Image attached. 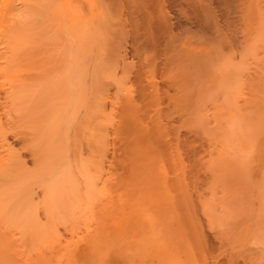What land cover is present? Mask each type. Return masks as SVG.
Listing matches in <instances>:
<instances>
[{"label":"bare ground","instance_id":"1","mask_svg":"<svg viewBox=\"0 0 264 264\" xmlns=\"http://www.w3.org/2000/svg\"><path fill=\"white\" fill-rule=\"evenodd\" d=\"M125 1H126V3H125ZM253 1L254 0H252V1H250V3L252 2V4L254 5V3H253ZM130 2V3H129ZM247 2V1H246ZM245 2V0H244V2L242 3V7L244 6L245 7V5H248V4H245L246 3ZM256 2H258L257 0L255 1V4H256ZM131 3H132V10H131V12H129V10L131 9L130 7H131ZM232 3H234V2H232ZM232 3H230V2H227V0H129V1H127V0H0V175H2V176H0L1 177V179H0V183H1V180H4L3 178L5 177V179H6V176H5V174H7L9 171H10V168L12 169V167L14 166L17 170H18V167H16V165L18 164L17 162L21 159V157H23L24 158V156L25 155H23L22 154V152H21V154L23 155V156H21L20 155V153H19V147L22 149L23 148V145L21 146V145H19L20 143H19V140L21 139L22 140V143L25 145V146H27V149H28V151L26 150V153H29V155H30V157H31V161H30V163H31V165L33 164V167L35 166V167H37L39 164L38 163H41V162H43V161H47V164L49 163L48 162V160L50 161V159L48 158V157H51V159H52V157H54V155H56V153H58V151L61 149V151H59L60 153L61 152H63V150H64V148H62L63 146H65V144H63L65 141L62 139H60V137H58V135L60 134V133H62L61 131L62 130H60L59 128H62L61 126H63V125H61V117H60V112H59V110H61V107L63 108L65 105L64 104H66V103H64L65 101L64 100H66V95H65V97H64V95H62L63 93L64 94H67L70 90H68V89H72L71 87V84H72V81H73V83H75V86L78 84H80L79 86L80 87H78V86H76L78 89H81L82 87H81V84L83 85V86H85L82 90H85L86 88H87V90H86V93H85V91L83 92V94L85 95V99H89V96H88V98H86V94L87 93H89V94H91V92L93 91H91L90 92V90L91 89H88V85H84L83 83H85V81L87 82V79H88V75H89V73H91V75H92V77H93V80H95L96 82H97V84L95 85V93H97V94H99L98 96H97V94L96 95H93V96H95L96 97V99H95V101H96V103L95 104H97L98 103V105L100 104V106H98V105H95V106H98V107H100V108H98V107H95L93 104V107H95V109L92 107V111H90L91 112V114H94V110H95V112H97V113H95L96 115H98L99 117L101 116V121H99L100 123L97 125V126H95L94 127V129H95V132H93L92 130V128H93V122H92V120H91V122H92V125H90L89 126V121H88V123H87V126L88 127H92V128H90V132H93V133H91L92 135H88V136H90L91 137V139L92 138H95V142H93L94 143V146L91 148V149H89L88 151L89 152H91V151H93V153L91 154L90 153V156L92 157V160L93 161H91V162H89V160L90 159H88V157H86V155H89L88 153V151L86 150V145L88 144H84V143H82V144H84L85 145V147L86 148H84V147H82V145L80 144V142H81V140L83 139V138H81V137H79V135H77V136H75V135H73V136H75V137H77V138H79V140H80V142H79V144L81 145V148L80 149H78L79 150V152H80V150L82 151V149L83 150H85V151H87L86 153H84V152H82V153H84V154H86L85 155V157L82 155V157H81V152L79 153V156H80V160L78 161L79 163H80V170H77V169H79V166L77 165V164H75V159H73L74 161H71V159H70V162H72V163H74V167H75V165H76V167L75 168H77L76 170H77V172H78V174H80V177L83 179H81V180H76V178H75V174H73L75 171H74V169H71V168H73L72 167V163L71 164H69V166H67V168L68 169H66V170H64V164H63V167H62V165H60V168L59 169H57V171H54L55 172V174L58 176V175H60L61 176V174H60V172H59V174L58 173H56V172H58V170L60 171H63V172H65V173H63L62 172V174H66L65 176L63 175V176H61V178H60V176H58L59 177V181H58V178H57V180H55L54 179V177H55V174H54V172L52 171V173L54 174V177H53V181H57V183H54V182H52V183H54L53 185H51L50 183H51V177H49V179L46 177V175H48V172H50L51 170H52V166H53V164L55 163V161H53V159H52V164H50V166H49V164H48V167H47V170L49 169L50 170V168H51V170L49 171H47V173H46V168L44 167V169H45V173L46 174H44V176L47 178V183H48V185L50 184L51 186H50V188H49V186L48 187H44L43 185H45V184H47L46 182H44V183H42V182H39V183H37L38 181H37V178H36V182L35 183H37V184H39V185H37V184H33V182L35 181H33L32 183H30V184H32V186H34V188H36L35 186H39V188H40V186L42 185V187H41V189H42V191H43V193H42V191H40V190H38L37 189V191H40L41 193H42V196H44V197H46L47 198V196L49 197V198H47V199H50V201H53V202H55V198L57 197V195L59 194V195H61V192H64V191H62L63 189L65 190V194L67 195V197L66 198H69L70 197V195H69V197H68V192L67 191H69L70 190V192L71 193H73V195H75V192H77V194H78V189H80V187H79V182L81 181V183L82 184H84V186L82 187L83 189H80V191H82V190H84L83 191V193L81 192V198H84V201H85V203L84 204H86V202L87 201H89V198H92V196L94 195L93 193V191L96 189V186L98 185L97 184V182L98 183H100V185H101V187H99V186H97V189H98V187H99V191L96 189V191H98V195L100 196L101 194V196L102 197H105V196H107V195H105V192L107 191L106 189H105V187L107 186L108 187V185L110 186L111 184H109V183H111L110 182V178H112L113 176H112V174H111V176H110V174H105V171L103 170V168L102 167H104V169H106L105 168V166H103V164H105V162L107 161H109L110 163V165L107 167V168H109L110 166H112V165H114L113 163H111V161L112 160H114L113 162H115L116 163V160L117 159H121V160H118V163L120 164V162L123 160L122 158L125 156L126 157V155L128 156V158H132V159H128L129 160V164L130 165H128L127 167L128 168H130V166H131V164L132 165H134L131 161H133V160H136L137 159V161H139V157L141 156V154H137V155H135V153H133V152H135L136 150H137V147H138V149L140 148V146L138 145L140 142V144L142 145H144V146H147V148H149V147H151L152 145H155L156 143V140H157V144L158 145H156L155 147H157L158 148V150H154L155 152H156V155L158 154L159 155V159L158 160H160V159H164L165 157L164 156H166V154L167 153H169V151L171 150V149H169L168 150V148L166 149V142H165V144H164V142H163V144L165 145V149H164V147L163 146H160L161 144H162V141H164V140H162V139H164V138H162L164 135H162V133L163 132H165V128L166 127H169V128H171L170 130H168V132H170L171 130H172V134H174L176 137H177V142H176V140L174 141V142H176V144L175 143H173V147H175V148H173V147H171V148H173L174 150H172L173 151V153L175 152V155H176V158H177V160L175 159V157L174 158H172V159H169V158H171L170 157V155H171V153H172V151H170L171 153H169L170 155L168 156V154H167V156L169 157H166V158H168L170 161H174L173 163L172 162H168L167 161V159H164V161H166V163L168 162L169 164H174V168H173V165L171 164L170 166L173 168L172 169V171H170V172H173L175 169H176V171L172 174V173H169V174H172V175H175V177H176V179H174V180H178L177 179V176L178 175H183V174H188V173H186L187 171H188V166L186 165V164H189V162L191 161V160H194L193 161V164H192V166H191V162H190V165L189 166H191L192 168L194 167L193 165H197L198 166V164L200 165V166H198V168H197V166H195V168L196 169H199L200 171L202 170V169H204L205 171H206V173H204V174H206V177L205 178H207L208 179V181H207V184H205V185H208L209 184V186H210V188H212V190H213V188H215L214 189V191H212L211 190V194L213 193L214 194V192H216L215 194H220V193H222L223 195H221L222 197H220L221 199H224V201H225V203L222 205V207H224L225 208V206H227L225 209V212H224V210L223 211H221V212H223L222 214H224V215H222L221 213H219V214H216L215 215V217H217V218H221L220 220H217V218L216 219H212L211 220V222L213 223V224H215L216 222H214V221H217V223H219L218 221H220V223L219 224H217L218 226L217 227H220L219 228V230H218V232H219V235L217 236L216 234V237L218 238L219 237V242H221V241H223V242H225V240L226 241H228V239L227 238H230V239H232V236H234V237H238V240L235 238L234 240H236V242L238 241V244L239 245H237L236 244V242L235 243H231V245L232 246H230L231 248H229V245H228V248H227V250L225 249V251H229V249H232L231 251H233L232 253H231V251H229L230 252V254L227 256L225 253H223V255L225 254L226 256H227V258L229 259L227 262L229 263V264H241L242 262V264H257V263H260V262H262V263H260V264H264L263 263V261H258L257 259H260L261 260V258H263V255L261 256V257H259L258 258V256H256L255 255V258L251 255V254H249V255H245L244 254V256H243V258H242V256L241 257H239V255L240 254H238V255H236L234 252H236V246H238V247H242V249L245 247V246H247V243H246V245L243 247V241L241 240L242 239V236H241V234H243V232H244V237H245V240L247 241L248 239H246V238H249V240L248 241H250L251 242V240L250 239H252V238H255V234L253 233L254 232V229H255V232H257V234L260 232L259 231V228L257 227V222L259 221V220H257L258 219V217H259V215H260V212H261V210L264 212V209H263V207H262V200H263V198H264V134H262V136L260 135L261 133H264V132H262V131H264V126H263V128L262 127H260V128H256V127H254V122H253V124H251V122L250 123H248L247 125L246 124H243L244 122L242 121V119H246V121H245V123H247V121H249V120H251V119H253V117L251 118V119H248V117L249 116H247L248 115V112L247 113H245L246 112V109L247 108H245V109H243L242 110V112L243 113H245L244 114V118H242V114H241V116H240V118H239V116H238V114H240V113H237V114H234V113H232L233 114V116H232V114L230 115H224L223 113L226 111H228V109L226 108V105H225V101L224 100H226V98L223 100L224 102V105H225V108H224V106H223V103H222V101H216V100H218L217 99V97H216V100L215 99H213V100H215L216 101V106L215 107H217L218 105H217V102H220L219 103V105H221V107L222 108H224V109H227V110H224V112L222 113L221 112V114H220V112H215V114L212 112V114H211V116H213V117H210V118H214V119H212V121H211V119H209V116L210 115H206V114H204L203 113V115H202V113H201V106H200V109H198L197 108V105H192L193 107H194V109L192 110H189L190 108H193L191 105V107L189 106V103H193V102H196L197 101V99L196 98H198L199 97V99H198V101L196 102V103H200L201 101H202V99H203V89L204 88H207L208 89V87H207V85H208V82H209V80L211 79H206V80H204V76H205V74L207 75V74H212L213 76H214V80L217 82V86H220V81H221V79H219L220 77H219V75L221 74H219V75H216L214 72H219L218 71V69L222 66L223 67V65L225 64H220V59H221V57L223 56V54H224V52L226 51L225 49L226 48H230L231 46L233 47V45L237 42V41H233L234 39H233V35L231 36V34L229 35V31L228 30H230L229 28H230V25L232 24V22L229 24V19H228V21H227V19H226V14H227V12L230 10L229 9V6L231 7V5L230 4H232ZM236 3V2H235ZM234 3V4H235ZM261 3V2H260ZM127 5V6H125V5ZM128 4H130V6H128ZM215 4L217 5L216 7H215ZM223 5L224 6V8L222 7V6H220V5ZM214 5V6H213ZM233 5V4H232ZM239 5V4H238ZM124 6L127 8V12L129 13V15H128V13L127 12H125V13H127V14H125L124 12H123V8H124ZM122 7V8H121ZM233 7H234V5H233ZM236 7H238L237 6V4H236ZM236 7H234L235 8V10H236ZM239 7H241V5H239ZM242 7H241V9H242ZM244 7H243V12L244 13H241L242 14V16H241V14L240 15H238L237 13H236V15L238 16V18L241 16L242 18L244 17V19H246V21H247V24H245V30L246 31H242L240 34L242 35V39L241 40H238L239 38H237L236 40H238V43H236L237 45V52L238 53H240V52H244L245 51V49L247 50L248 48V46H247V43H249L248 41L250 40V42L252 41V37L253 36H251V35H253V34H250L251 32L252 33H255L253 30H256V29H259L260 31L262 30V28L264 29V27H263V24H264V22H262L263 21V19H264V15L262 16V15H260V14H258V19L257 20H255V19H253V16H251L252 14V9H251V12H250V16H249V12L248 11H245L244 10ZM232 8V7H231ZM246 8H248L247 6H246ZM122 9V10H121ZM216 9V10H215ZM228 9V10H227ZM233 9V8H232ZM238 9V8H237ZM250 9V8H249ZM248 10V9H247ZM255 10V9H254ZM241 11V12H242ZM250 11V10H249ZM232 12H233V10H232ZM235 12V11H234ZM233 12V13H234ZM246 12H248L247 14H246ZM123 13L125 14V15H128V18H127V16H123L124 17V19H126V20H122L121 19V17H122V15H123ZM232 13V14H233ZM235 15V14H234ZM235 15V16H236ZM260 15V16H259ZM231 16V15H230ZM245 16H248V17H245ZM262 16V17H261ZM122 17V18H123ZM229 17V16H228ZM227 17V18H228ZM234 17V16H233ZM252 17V18H251ZM255 17V16H254ZM232 18V17H231ZM249 18V19H248ZM255 18H257V17H255ZM260 18H262L261 19V22H260ZM234 19V18H233ZM248 19V20H247ZM231 20V19H230ZM236 21V20H235ZM239 21V20H238ZM243 21H245V20H243ZM244 23V22H243ZM262 23V24H261ZM256 24V25H255ZM262 25V27H261V29L259 28L260 26ZM233 26V25H232ZM231 26V27H232ZM239 26V25H238ZM254 26L256 27L257 26V28H255L254 29ZM236 29V28H235ZM237 30V29H236ZM236 30H234V31H236ZM259 31V34H261V32ZM192 32V33H191ZM193 32L195 33V34H193ZM263 32V31H262ZM238 33V32H237ZM243 33H245L244 35H243ZM198 34V36H196ZM249 34H250V36H249ZM257 34V33H256ZM264 34V33H263ZM195 35L196 37H193V36ZM236 35V34H235ZM234 35V36H235ZM232 37V39L233 40H230L231 39V37ZM263 36V35H262ZM250 37V38H249ZM229 38V39H228ZM249 39V40H248ZM260 39V38H259ZM233 43V44H232ZM252 43H254V42H252ZM232 44V45H231ZM241 47V48H240ZM239 48H240V51H239ZM158 53H160L161 55H164V59L163 58H160V60H162L163 62H162V64H164V70H162L164 73H161V74H163V75H166V76H163V77H169L170 79H168V80H170L171 81V83L173 84V83H175V85H176V87H174L172 84V86L174 87V88H176L175 90V92L173 93V95H169V97L167 98L169 101H170V105H172L173 107H174V109L179 113V118H178V120H175V124L173 123V121H172V123L171 122H169L168 120L166 121V122H164L163 121V118L161 119V118H159V114H158V112L160 111V110H162L161 108H157L155 105H156V103H154V101L156 100L157 101V99H156V96L155 95H157L158 96V93H159V91H158V89H159V83L156 81V80H154V72H153V70H155V68H156V66H158V65H160V63H159V61L160 60H157V58H159V55L157 54V52ZM160 51V52H159ZM228 51V50H227ZM230 52H232L231 51V49L229 50ZM228 51V52H229ZM235 51V50H234ZM148 52H152L151 53V55H146V56H143L142 54L143 53H145V54H148ZM156 53V57H155V53ZM236 52V53H237ZM246 53H247V51H245ZM245 52L241 55V57L240 58H242L243 56L245 57V55H247V54H245ZM150 54V53H149ZM152 54H154V55H152ZM241 54V53H240ZM254 54V53H253ZM225 55V54H224ZM232 55V54H231ZM236 55H238V54H236ZM249 55H251V54H249ZM255 55V54H254ZM153 57V58H152ZM220 57V58H219ZM247 57H248V55H247ZM251 57H252V55H251ZM223 58V57H222ZM229 58V57H228ZM256 58V57H255ZM219 59V60H218ZM235 59H237V58H235ZM226 61V60H225ZM232 61V60H231ZM240 61H241V59H240ZM153 62V63H152ZM229 64V63H228ZM151 65V66H150ZM221 65V66H220ZM77 66H79V67H77ZM151 68H150V67ZM145 67H149L148 68V71L147 72H149L150 74H149V76H152V78L151 79H148L147 77V84H144V85H142L143 84V82H145L144 81V79H143V82L141 83H139V87H138V89H137V91H136V89L134 90V93H133V91H130V89L132 90V88L130 87V83L128 84V87L126 86L127 85V83H128V81L126 80V77H129L130 78V74L131 73H134L135 72V78L134 79H138V80H142V75H144V77L146 76V75H148V74H143V73H147L146 71H144L143 73H142V69H145ZM159 67V66H158ZM157 67V68H158ZM221 67V68H222ZM231 68V67H230ZM38 69H39V71H38ZM223 69H225V67H223ZM244 69H246V68H244ZM147 70V69H146ZM222 70V69H221ZM220 70V71H221ZM227 70V69H226ZM31 71H34V73L32 72V73H30ZM152 71V72H151ZM161 71V72H162ZM228 71H230V70H228ZM233 71H234V69H233ZM36 72V73H35ZM224 72V71H223ZM226 72V71H225ZM231 72V71H230ZM238 73H239V71H238ZM233 74H234V72H233ZM240 74V73H239ZM162 76V75H161ZM223 76V75H222ZM232 76V75H231ZM234 76V75H233ZM87 77V78H86ZM137 77V78H136ZM141 77V78H140ZM163 77H161V78H163ZM238 77V76H237ZM110 78V79H109ZM111 78H112V80H111ZM115 78H117V79H115ZM166 78H164V79H166ZM213 78V77H212ZM86 79V80H85ZM159 80V79H158ZM161 80V79H160ZM163 80V79H162ZM162 80H161V82H162ZM167 80V81H168ZM104 81H105V83H104ZM106 81H112V83H113V85L111 84V86H115V90H116V92H118V93H120V94H123L124 95V97L126 98L124 101H121V100H117V99H115V97L117 96V94L118 93H116L114 90L113 91H111V90H109L111 87H110V85L108 84V82L106 83ZM166 81V80H165ZM213 81V80H212ZM233 81V80H232ZM160 82V81H159ZM223 82V81H222ZM221 82V83H222ZM90 83L92 84V82L90 81ZM89 83V84H90ZM165 83V82H164ZM107 84V85H106ZM124 84H125V87H124ZM148 84H149V87H151V89L150 88H148ZM167 84H169V82L167 83ZM210 84V83H209ZM216 84V83H215ZM70 85V86H69ZM93 85V84H92ZM109 85V88H107L106 86H108ZM235 85V84H234ZM240 85H242V84H240ZM33 86H34V88H33ZM68 87V88H66L67 90H68V92L66 93V91L67 90H62L60 87ZM105 86V87H104ZM224 86H226L225 84H224ZM243 86V85H242ZM74 87V86H73ZM76 87H74V88H76ZM92 87V88H93ZM165 87V86H164ZM172 87V89H174ZM211 87V86H210ZM221 87V86H220ZM229 87V86H228ZM234 87V86H233ZM75 89V90H77V92H75V91H73L74 93L73 94H75L74 96H76L77 95V93L79 92V90L78 89ZM91 88V87H90ZM100 88H105L104 90H109L110 92H106L105 91V94H107V95H102L101 96V94L99 93V92H101V90L99 91V89ZM128 88V89H127ZM170 88H171V86H170ZM169 88V89H170ZM222 88V87H221ZM50 89V90H49ZM52 89V90H51ZM54 89V90H53ZM57 89L59 90V91H57ZM163 89V88H162ZM161 89V90H162ZM218 89V88H217ZM225 89H226V87H225ZM242 89V88H241ZM73 90V89H72ZM81 90V91H82ZM88 90H89V92H88ZM139 90V91H138ZM149 90V91H148ZM229 90V89H228ZM53 91H55V92H53ZM60 91H62V92H60ZM135 91H136V93H135ZM158 91V92H157ZM174 91V90H173ZM243 91V90H242ZM51 92L54 94H52V96L50 95L51 94ZM56 92H58V93H56ZM60 92V93H59ZM137 92H138V95H136L137 94ZM206 94L208 93V91L205 89V91H204ZM212 92V91H211ZM80 93V92H79ZM94 93V94H95ZM166 93H167V91H166ZM200 93V94H199ZM213 93V92H212ZM234 93V92H233ZM240 92H238V95H240L239 94ZM245 93V92H244ZM69 94H72V92L71 93H68V95ZM72 94V95H73ZM82 94V95H83ZM141 94V96H139ZM165 94V93H164ZM216 94V93H215ZM237 94V93H236ZM242 94V93H241ZM55 95H57V96H55ZM60 95H61V99L64 97L65 99L62 101L63 103H61V99H59L60 101H58V97L60 98ZM68 95H67V97H68ZM83 95V96H84ZM92 95V94H91ZM201 97H200V96ZM229 95V94H228ZM54 96V97H53ZM71 96V95H70ZM73 96V97H74ZM139 96V97H142L143 96V98L145 97V99H147L148 98V102H146V100H145V102L144 103H150V105H153V109H152V106L150 107L149 106V108L147 107V108H144V110L145 111H143V112H146V114L147 113H151V111L152 110H154L153 112H156V114L154 115V113H152L154 116L152 117V114H150V116L153 118V120H152V118H151V120L149 121V122H146V124H143V123H145V122H139L141 119H140V117H142L143 115H142V113H141V111H140V113H141V116L139 117V115H137L136 113V111H137V109L138 108H141V107H139L136 103L138 102V100L139 99H143V98H137V97ZM212 96H213V94H212ZM236 96V95H235ZM56 97V98H55ZM77 97V96H76ZM121 97V96H120ZM136 97V98H135ZM158 97H160V96H158ZM162 97V96H161ZM242 97V96H241ZM54 98V99H53ZM70 98V97H69ZM68 98V99H69ZM104 98H108V99H106V101H103L104 100ZM192 98V99H191ZM193 98H195V101H194V99ZM202 98V99H201ZM74 99H76V98H74ZM136 99H138L137 100V102L136 103H134V101L136 100ZM155 99V100H154ZM233 99H234V101H235V98L234 97H232V102H233ZM90 100H93V98H90ZM89 100V101H90ZM154 100V101H153ZM159 100V99H158ZM165 100V99H164ZM193 100V101H192ZM199 100H201V101H199ZM229 100H231V98H229ZM243 100V99H242ZM53 101L54 102H56V103H53ZM69 101H70V99H69ZM94 101V100H93ZM153 101V103H151ZM161 101V100H160ZM159 101V102H160ZM204 101V100H203ZM237 101V100H236ZM241 101V100H240ZM59 102L61 103V104H59ZM66 102L68 103V100H66ZM74 102H76V100H74L73 101V103ZM77 102H78V100H77ZM91 102V101H90ZM100 102V103H99ZM162 102H163V100H162ZM231 101H230V103L229 104H231L232 103ZM58 103V104H57ZM71 103H72V101H71ZM94 103V102H93ZM161 103V102H160ZM196 103H193V104H196ZM212 103H214L215 104V102H212ZM63 104V105H62ZM78 104V103H77ZM77 104H75L74 106H76ZM165 104V103H164ZM167 104V103H166ZM204 104V103H203ZM60 105V106H59ZM62 105V106H61ZM66 105H69V104H66ZM73 105V104H72ZM86 105V104H85ZM92 105H90V106H92ZM147 105H149V104H147ZM163 105V104H162ZM210 105V104H209ZM232 105V104H231ZM40 106H41V108H40ZM57 106H59L58 108H57ZM144 106V105H143ZM146 106V105H145ZM144 106V107H145ZM156 107V110H155V107ZM161 106V105H160ZM160 106H158V107H160ZM233 106V105H232ZM242 106V105H241ZM70 107V106H69ZM87 107H89V106H87ZM231 107V106H230ZM244 107H245V105H244ZM54 108V109H53ZM67 108V107H66ZM71 108V107H70ZM73 108V107H72ZM91 108V107H90ZM150 108L152 109V110H150ZM202 108H203V106H202ZM219 108H220V106H219ZM234 108V107H233ZM238 108V107H237ZM236 108V109H237ZM240 108H242V107H240ZM239 108V110L241 111V109ZM251 108H253V105H251ZM53 109V110H52ZM64 109H65V107H64ZM165 109V108H164ZM196 109V110H195ZM235 109V110H236ZM73 110V109H72ZM77 110V109H76ZM142 110V109H141ZM230 110V109H229ZM42 111V112H41ZM59 113H58V112ZM63 111V110H62ZM61 111V112H62ZM138 111V112H139ZM148 111V112H147ZM150 111V112H149ZM163 111V110H162ZM166 111V110H165ZM208 111V110H207ZM212 111V110H211ZM218 111H222L221 109L220 110H218ZM260 112H261V110H259ZM263 111V110H262ZM44 112H45V115H44ZM68 112V111H67ZM73 112H75L74 110H73ZM72 111H71V109H70V114L71 113H73ZM103 112H105V113H103ZM202 112H204L203 110H202ZM229 112H231V111H229ZM41 113V114H40ZM56 113H58L57 115H56ZM76 113V112H75ZM78 113V112H77ZM219 113V114H218ZM74 114V113H73ZM102 114V115H101ZM112 114H114V118H113V116H112ZM158 114V115H157ZM215 116H214V115ZM223 114V115H222ZM227 114V113H226ZM56 115V116H55ZM59 115V119L61 120L60 122H58L59 121V119H56L57 118V116ZM72 115V114H71ZM75 115V114H74ZM85 115H87V114H85ZM88 115H90V113L88 114ZM104 115V116H103ZM110 115H111V117H110ZM166 115V114H165ZM205 115H206V117L208 116V119L210 120H205ZM218 115H219V117H218ZM223 117H222V116ZM246 115V116H245ZM73 116V115H72ZM76 116H78V114L76 115ZM75 116V117H76ZM98 116H97V119H98ZM164 116V115H163ZM168 116V115H167ZM205 117V118H202V117ZM221 116V117H220ZM46 117H48V118H46ZM55 117V120L53 119ZM67 117V116H66ZM88 117V116H87ZM92 117V116H91ZM90 117V118H91ZM106 117V118H105ZM116 117H118L117 118V120L118 121H115L116 122V125H114L115 124V122H114V119L116 118ZM144 117V116H143ZM226 117V118H225ZM233 117V118H232ZM247 117V118H246ZM251 117V116H250ZM70 118H71V116H70ZM76 118H79L80 119V117L78 116V117H76ZM75 118V119H76ZM102 118H104V119H102ZM150 118V117H149ZM168 118V117H167ZM170 118V117H169ZM242 118V119H241ZM44 119H46V122L44 121ZM53 119V120H52ZM71 119H74V118H71ZM70 119V120H71ZM93 119V118H92ZM111 119H113V120H111ZM159 119V120H158ZM204 119V120H203ZM207 119V118H206ZM56 120H57V122H58V124L59 125H61V126H59L58 127V129H59V131H60V133H58V135L55 137V138H57L56 139V141H55V139H54V143H52L53 145H50V143H51V141H49L50 143H49V151L51 152H48L47 151V147L45 148L46 150V152H48V153H46L45 151H44V147H45V144H46V141H47V139H49L51 136V134H53L54 132H55V130H57L56 128V125H57V122H56ZM94 120L96 121V117H94ZM98 120H100V119H98ZM166 120V119H165ZM174 120V119H173ZM203 120V121H202ZM242 121V123H241V121ZM76 121H77V119H76ZM76 121H75V123H76ZM95 121H94V123H95ZM103 121H104V123H103ZM142 121H144L143 119H142ZM252 121H254V119L252 120ZM31 122V123H30ZM45 122V123H44ZM73 122V121H72ZM71 122V123H72ZM81 123H84V122H82V121H80ZM98 121H96V123H97ZM47 123V124H46ZM55 123V124H54ZM74 122H73V124H72V126L74 127V124H75ZM103 123V124H102ZM207 123V124H206ZM225 123V124H224ZM226 123H228V124H226ZM231 123V124H230ZM55 125L54 127H52L51 125ZM63 124V123H62ZM78 124V123H77ZM85 124V123H84ZM91 124V123H90ZM109 125V127H112V129H110V130H108V126L106 127L107 128V130H104L103 131V129H105L103 126L104 125ZM168 124L169 125H171L172 124V126L170 127V126H168ZM193 125V126H190V125ZM242 124V125H241ZM249 124H251V125H249ZM262 124V123H261ZM79 125H81V126H84V125H82V124H80L79 123ZM101 125H103V126H101ZM111 125V126H110ZM114 125V126H113ZM252 125H253V127H252ZM256 125V124H255ZM58 126V125H57ZM81 126H79V127H81ZM184 126H186V128H184L185 129V131L186 130H189L188 128H193V130H190V131H192L191 133H193V135H194V133L196 134V132L199 134V136L201 135L202 137H198V134H196L197 135V137L200 139L201 138V140L202 139H204V141L203 142H208V143H206V144H209V148H207V146H205L203 149H205V151H207V150H209V152L207 151L206 152V154H204L205 153V151L202 149V146L203 145H206V144H204L203 142H201V141H199L200 143H203V144H200V145H202V146H200L199 147V144L198 145H196L198 148H199V150H200V148L202 149V151L204 152L203 154L205 155H203L202 153H201V150H200V152H198L197 153V156H199V155H201V157L202 158H204V159H202L201 157V159H199L200 160V163L199 162H197V161H199L198 159H197V156H196V160L197 161H195V159H193V158H189V156H188V158L187 157H182V155L181 154H183V153H185L187 150H188V152L191 150V152L193 153V155L195 156L196 155V150H195V148H194V144H193V146H191L190 144L191 143H193V137L192 138H190V141H189V135H187L188 133H187V131H186V133H184L185 131H184V129H183V127ZM51 127V128H50ZM56 127V128H55ZM75 127H76V125H75ZM102 127H103V129H102ZM22 128H24V130L25 131H23V129ZM26 128V129H25ZM64 128V127H63ZM78 128V127H77ZM102 130H101V129ZM168 128V129H169ZM183 129V131L184 132H182V130H181V133L183 134L182 135V137H181V134H180V131H179V129ZM190 128V129H191ZM197 128V130H195ZM252 128L255 130H252ZM19 129V130H18ZM21 129H22V131H21ZM48 129H49V131H48ZM82 129V128H81ZM80 129V130H81ZM86 130L88 129L87 127L85 128ZM84 129V130H85ZM164 129V130H163ZM262 129V130H261ZM13 131L14 132V135L16 134V135H18V134H20V135H22L20 138L19 137H17L18 139H16V136H15V139L18 141V142H16L15 141V139H14V141H11V140H9L8 139V136H7V133L9 132V131ZM51 130H54L53 131V133L51 132ZM63 130H65V128L63 129ZM66 130H67V132H69V134L71 133L70 131H68V127L66 128ZM66 130H65V133L67 134V132H66ZM77 130V129H76ZM75 130V131H76ZM83 130V129H82ZM81 130V131H82ZM100 130H101V134H99L100 133ZM48 131V132H47ZM77 131H79V130H77ZM81 131H80V135H81ZM88 131V133L90 134V132H89V129L87 130ZM99 131V132H98ZM106 131V133H109V132H107V131H112V132H110L109 134L111 135V134H116V136H118L117 138L119 139H117V143H118V141H120V142H122V144H120V146L121 145H124V146H122L123 148H125L124 149V154H125V151H127L126 152V155H122L121 157L122 158H118V157H116V156H112V154H114V153H118V149L117 148H114V146H113V144H116L117 145V143H113V141H111V139L109 140V138H111V136L109 135V134H107L108 136H109V138H107L106 137V135L104 136V137H102V134L104 133ZM190 131H189V133H190ZM193 131H195V132H193ZM259 131V132H258ZM261 131V132H260ZM57 132L58 131H56V134H57ZM85 132V131H84ZM201 132V133H200ZM253 132V134H251ZM47 133H51V134H47ZM87 133V134H88ZM257 133V134H256ZM259 133V134H258ZM63 134V133H62ZM164 134V133H163ZM167 134H169V133H167ZM186 134V135H185ZM205 136H203V135ZM9 135V134H8ZM11 135V134H10ZM9 135V136H10ZM14 135H11V136H13V138H14ZM20 135H18V136H20ZM53 135H55V133L53 134ZM52 135V136H53ZM68 135V134H67ZM66 135V136H67ZM72 135V134H71ZM98 135H99V137H100V139H103V141L102 140H100V141H98L97 139H96V137H98ZM147 136V138H146V136ZM250 135H252V136H250ZM261 137L260 139H259V137ZM10 136V138L12 139V137ZM48 136H50V137H48ZM70 136V135H69ZM73 136H71V137H73ZM86 136L87 135H85L84 137L86 138ZM113 136H115V135H112V139L114 138ZM115 136V137H116ZM170 136V135H169ZM171 136H173V135H171ZM170 136V137H171ZM184 136H186V137H188L187 139H186V137H185V139H186V141H187V143L185 142V139H184ZM257 136V137H256ZM74 137V138H75ZM121 137V138H120ZM140 137H142L141 139H142V141H141V139H140ZM145 139H144V138ZM153 139H152V138ZM159 137H160V140H159ZM179 137V138H178ZM196 137V139H195V142H196V140H198V138ZM254 137V138H253ZM54 138V137H53ZM81 138V139H80ZM87 138H89V137H87ZM104 138H107V139H104ZM130 139V141H129V139ZM166 138V137H165ZM169 137H167V139H168ZM195 138V137H194ZM205 138H206V140H205ZM60 139V140H59ZM66 139V138H65ZM68 143L73 139H71L70 137H68ZM123 139V140H122ZM138 139H140V140H138ZM143 139L145 140V144L147 143V145H145L144 144V141H143ZM148 139V140H147ZM151 139V140H150ZM167 139H165V140H167ZM176 139V138H175ZM184 139V141H181V140H183ZM67 140V139H66ZM86 140V142H87V139H84L83 141H85ZM107 140V145H105V141ZM110 141V143L111 144H109V141ZM114 140V139H113ZM125 140V141H124ZM131 140H132V142H131ZM147 140V141H146ZM149 140H150V142L153 140L154 142H149ZM158 140L159 141H161V143L160 142H158ZM170 140H174V137H173V139H170ZM257 140V141H256ZM61 143H60V142ZM64 141V142H63ZM82 141V142H83ZM102 141V142H101ZM114 141H116V140H114ZM140 141V142H139ZM21 142V141H20ZM60 144H59V143ZM76 142H78V141H76ZM88 142H91V140L90 141H88ZM119 142V143H120ZM124 142H125V144H124ZM126 142H128L127 144H126ZM132 144H131V143ZM169 142V141H168ZM172 142V141H171ZM183 142V143H182ZM198 142V141H197ZM196 142V143H197ZM48 143V142H47ZM68 143H67V141H66V145H68ZM73 143H75V141H73ZM104 144L105 146H110V145H112L113 147V150L115 149H117V151H109V149H111V147L110 148H106L104 145V147L102 146V144ZM118 143V144H119ZM149 143V144H148ZM154 143V144H153ZM160 143V144H159ZM185 143V145H181V144H184ZM57 144L58 145H61V147L60 146H57ZM78 144V143H77ZM79 144L77 145L78 147H80L79 146ZM89 144H91L92 145V142L91 143H89ZM88 144V145H89ZM98 144H101L100 146H102L104 149L106 148V149H108V151L110 152V154H108L109 152L107 151H105L106 153H103V155L101 154V153H99L100 152V150L103 152V149H99V147H98ZM109 144V145H108ZM135 144V145H134ZM17 145V146H16ZM18 145H19V147H18ZM95 145H96V148H95ZM170 145V144H169ZM174 145H176V146H174ZM191 146V148L193 149V150H195V152L190 148V146ZM25 146H24V148H25ZM52 146V147H51ZM60 147V148H58L59 150L58 151H56V152H52L53 151V149L54 148H56L57 149V147ZM133 146H135V147H133ZM160 147V149L163 147V149L161 150V152H164V154L165 155H162L161 153V155L159 154V153H157V151H160L159 150V147ZM183 148H182V147ZM195 146V147H196ZM54 147V148H53ZM69 147V146H68ZM76 147V146H75ZM77 147V148H78ZM115 147H117V146H115ZM127 147H130L129 148V151L133 148V151L131 150V154H130V156H129V154H127L128 153V148ZM132 147V148H131ZM153 147V146H152ZM196 147V148H197ZM53 148V149H52ZM74 148V147H73ZM72 148V149H73ZM77 148H76V150H77ZM89 148H90V145H89ZM94 148V149H93ZM101 148V147H100ZM118 148H120V147H118ZM123 148L121 149L120 148V150L121 151H119L120 153H118V154H121V153H123L122 151H123ZM154 148V147H153ZM183 149V151H180V150H182ZM186 148H187V150H186ZM190 150H189V149ZM197 148V149H198ZM20 149V150H21ZM26 149V148H25ZM24 149V150H25ZM42 149H43V151H42ZM51 149V150H50ZM88 149V148H87ZM96 149V150H95ZM99 149V150H98ZM134 149H136V150H134ZM151 149V148H150ZM156 149V148H155ZM207 149V150H206ZM24 150H23V152H24ZM68 150V148L65 150V151H67ZM91 150V151H90ZM97 152V153H95V154H98V155H95L94 154V152L95 151ZM98 150V151H97ZM141 150V148L139 149V151ZM168 150V151H167ZM198 150V151H199ZM70 151H71V148H70ZM70 151H68V152H70ZM138 151V150H137ZM142 151L143 150H141V153H142ZM154 151H152V152H154ZM45 153V155L43 154V153ZM151 152V151H150ZM149 152V153H150ZM154 152V153H155ZM166 152V153H165ZM183 152V153H182ZM190 152V154H192ZM50 153V154H49ZM52 153H54V155L52 154ZM60 153H58V154H60ZM64 153V152H63ZM74 153H75V151H74ZM78 153V152H77ZM137 153V152H136ZM139 153V152H138ZM200 153V154H199ZM24 154H25V152H24ZM41 154H42V157H44V156H46L47 157V159L44 157V159L43 158H40L41 157ZM46 154H48V155H46ZM58 154L56 155V156H58ZM62 154V153H61ZM65 154H68L67 152L65 153ZM70 154H71V152H70ZM70 154H68V156L69 157H72L71 155L73 154V152H72V154L70 155ZM76 154V153H75ZM74 154V156L75 157H73V158H78V154H76L75 155ZM95 155V157H97V160L99 161L100 159L102 160V158L104 157V155L106 154V155H108V157L109 156H112V158H111V160H109V158L105 155V157H107L108 158V160H107V158H104V159H106V161H104V160H102V164L100 163L101 162V160L98 162L97 160H95L94 161V159H93V157H94V155ZM103 156H101V155ZM118 154H116L117 156H118ZM189 154V153H188ZM187 153H186V155H188ZM18 155L19 156H21L20 157V159L15 163V161H16V159H17V157H18ZM29 155H28V158L30 159V157H29ZM53 155V156H52ZM133 155H134V157H133ZM157 155V156H158ZM185 155V156H186ZM56 156L54 157V158H56ZM62 156L63 155H61L60 157H61V159H62ZM135 156H138V158H136L135 159ZM143 156H145L144 155V152L142 153V156L140 157V158H144ZM147 156H148V154H147ZM164 157V158H162V157ZM183 156H184V154H183ZM194 156H192V157H194ZM204 156V157H203ZM60 157H59V159L56 161L57 163H58V165H59V163H61L62 162V160L60 159ZM66 157V156H65ZM94 157V158H95ZM99 157H101V158H99ZM115 157H116V159H115ZM120 157V156H119ZM124 157V158H125ZM155 157V156H154ZM22 158V159H23ZM67 158V157H66ZM82 158H86V160H84V159H82ZM90 158V157H89ZM99 158V159H98ZM114 158V159H113ZM156 158V157H155ZM190 159L189 161H188V163L186 162V161H184L185 159ZM199 158V157H198ZM29 159H26V160H29ZM41 159L43 160V161H41ZM46 159V160H45ZM64 159V158H63ZM79 159V158H78ZM88 159V160H87ZM126 159V160H125ZM121 163H122V167H121V169H123V168H125L126 167V162L125 161H128L127 160V158H125ZM67 160V159H66ZM77 160V159H76ZM131 160V161H130ZM141 160V159H140ZM145 160V159H144ZM154 160V159H153ZM23 161V160H22ZM22 161H19V163L21 162V164L23 165V162ZM64 161V160H63ZM85 161V162H84ZM100 163L101 165H102V167L97 163ZM120 161V162H119ZM135 162V163H138L137 165H143L142 164V162ZM151 161H152V158H151ZM156 161V160H155ZM161 161V160H160ZM164 161H162L163 162V164H164ZM177 161H178V164H177ZM201 161H202V163H204L205 164V166H203L204 164H202L201 163ZM204 161V162H203ZM54 162V163H53ZM66 162H68V161H66ZM81 162H82V164H81ZM86 162H88V163H86ZM94 162H96V164H98L100 167H101V169L103 170H101V177H102V180H101V177H97L98 175L96 174V172L94 173V171L92 172V173H94L93 175L92 174H88V171H87V174L88 175H84V174H86L85 172H86V170H87V167L89 168V166L91 165V164H95ZM134 162V161H133ZM157 162V161H156ZM176 162V163H175ZM195 162H197V163H195ZM57 163H55V164H57ZM84 163H85V165H84ZM91 163V164H90ZM167 163V164H168ZM24 164H26V162H24ZM27 164H28V162H27ZM38 164V165H37ZM44 164V163H43ZM46 164V163H45ZM44 164V165H45ZM54 164V165H55ZM66 164V163H65ZM89 164V166H87V165ZM95 164V165H96ZM107 164V163H106ZM117 164V163H116ZM167 164H165V165H167ZM175 164H176V167H179L178 169L180 170L179 172H180V174H179V172H177L178 170H177V168H175ZM202 164V165H201ZM19 165V164H18ZM22 165H19V168L22 166ZM37 165V166H36ZM58 165H55V167L53 166V168H55L56 169V166H58ZM66 165H68V163L66 164ZM118 165V164H117ZM123 165H124V167H123ZM136 164L134 165L135 166V168H136V166H137ZM161 164H160V162H159V166H160ZM164 165V167H162L163 168V170H164V168L165 167H167V166H165ZM178 165H180V166H178ZM183 167H182V166ZM187 166V168L185 167V172H183V174L181 173V171L183 170V168H184V166ZM24 166V165H23ZM22 166V167H23ZM28 166H30L29 164H28ZM27 166V167H28ZM41 166V165H40ZM70 166H71V168H70ZM78 166V167H77ZM98 166V167H99ZM116 166V165H115ZM115 166H113L114 168H116ZM158 166V168H160V169H162L161 167H159ZM162 166V165H161ZM201 166H203V167H201ZM13 167V168H14ZM21 167V174L23 173L22 171H23V168ZM31 167V166H30ZM29 167V168H30ZM34 167V168H35ZM39 167V166H38ZM43 167L41 168H39L40 169V171H42L43 170ZM50 167V168H49ZM61 167L63 168V169H61ZM118 167H120V166H118ZM180 167H182V169L180 168ZM191 167H189V169L191 168ZM29 168H27V170H29ZM32 168V167H31ZM91 168H94V166L93 167H91ZM97 168V166L95 167V169ZM111 168V167H110ZM114 168H111V169H114ZM135 168H133V169H135ZM138 168H140L139 166H138ZM155 168H157V167H155ZM191 168V169H192ZM195 168H193L194 170H196ZM26 168L24 167V170H25ZM39 169H38V172H39ZM70 169H71V171H70ZM111 169H109V170H111ZM160 169L158 170H156V172L157 171H159L158 173H161V172H164L163 170H161V172H160ZM168 171H169V169H168V167L166 168ZM165 169V170H166ZM12 170H14V169H12ZM68 170V171H67ZM82 170V171H81ZM91 170V169H90ZM97 170H99V168H97L96 169V171ZM100 170L98 171V173L100 172ZM116 170H118V168L116 169ZM123 170H125V169H123ZM123 170H121V171H123ZM131 170V169H130ZM137 170V169H136ZM198 170V171H199ZM19 171V170H18ZM30 171H32L31 169L28 171L29 173H31ZM35 171H37V169L35 170ZM69 171H70V174H68L69 173ZM115 171V170H114ZM120 171V170H119ZM120 171V172H121ZM126 171V170H125ZM197 171V170H196ZM200 171L198 172V173H200ZM33 172H34V170H33ZM76 172V173H77ZM107 173L109 172L108 170L106 171ZM111 172H112V170H111ZM194 172V171H193ZM15 173H17V172H15ZM26 172L24 171V174H25ZM29 173H27V175L29 174ZM35 173V172H34ZM42 173V172H41ZM41 173H39V174H41ZM43 173H44V171H43ZM42 173V174H43ZM51 173V174H52ZM83 173V174H82ZM112 173H114V172H112ZM116 173V172H115ZM176 173H177V175H176ZM9 174H11V173H9ZM19 174V173H18ZM17 174V175H18ZM20 174V175H21ZM24 174H22V175H24ZM36 175H37V173H35ZM34 174V176H36ZM41 174V175H42ZM71 174H72V178H73V181H72V179L71 178H67V177H71ZM103 174H104V176H103ZM121 174V173H120ZM123 174V173H122ZM135 174H136V172H135ZM163 174V173H162ZM193 174H195V173H193ZM196 174H197V172H196ZM4 175V176H3ZM14 175V174H13ZM73 175H74V177H73ZM81 175H83V176H81ZM96 175V176H95ZM114 175V174H113ZM116 175H117V173H116ZM115 175V176H116ZM128 175V174H127ZM129 175H130V171H129ZM132 175V174H131ZM160 175V174H159ZM166 175H168V174H166ZM171 175V176H172ZM198 175H201V174H198ZM203 175V174H202ZM9 176H11V175H9ZM19 176V175H18ZM25 176H26V174H25ZM43 176V175H42ZM51 176H53V175H51ZM76 176H78V175H76ZM87 176H89L90 178H92L93 179V181H90V180H92V179H89V177H87ZM91 176H93V177H91ZM108 176H110V178H108L107 179V177ZM118 176V175H117ZM165 175L163 174V175H161V179H162V181H163V179L166 181L167 179H165V178H167L166 176L164 177ZM204 176V175H203ZM208 176V177H207ZM8 177V176H7ZM13 177V176H12ZM14 177H17V176H14ZM22 177H24V176H22ZM27 177V176H26ZM25 177V178H26ZM85 177H86V180H85ZM121 177V176H120ZM122 177H124V176H122ZM121 177V178H122ZM128 177V176H127ZM130 178H131V176H129ZM173 178H174V176H172ZM180 177V176H179ZM187 177V176H186ZM189 177V176H188ZM11 178V177H10ZM9 177H8V179H7V181L10 179ZM18 178V177H17ZM31 178H33V177H31ZM43 178V177H42ZM51 178V179H50ZM74 178H75V180H74ZM78 178V177H77ZM115 178V177H114ZM113 178V180H115ZM117 178V177H116ZM129 178V179H130ZM168 178H169V180L170 179H173V178H170L169 176H168ZM181 178V177H180ZM192 177H190V179H191ZM20 179H22L21 177H20ZM35 179V178H34ZM183 179V178H182ZM189 179V178H188ZM202 179H203V177H202ZM12 180V179H11ZM19 179H17V181H18ZM22 180H25V179H22ZM29 180V179H28ZM33 180V179H32ZM51 180V181H50ZM64 182H63V181ZM68 182H67V181ZM85 180V181H84ZM95 180H98V181H95ZM102 181V182H100V181ZM109 180V181H108ZM156 180H158V178L156 179ZM174 180L172 181H167V182H169V184H171V182H172V184H177V182L175 181L174 182ZM179 180H181V179H179ZM184 180V179H183ZM194 180V179H193ZM193 180H191V182H193ZM198 180V179H197ZM17 181H15L14 182V178H13V183H15L16 184V182ZM43 181H46V179L45 180H43ZM50 181V182H49ZM71 181V182H70ZM77 181H79V182H77ZM106 181H108L109 183H107ZM159 181L162 183V181L160 180V178H159ZM158 181V182H159ZM164 181V182H165ZM194 181H196V179L194 180ZM210 181V182H209ZM27 182V181H26ZM25 182V183H26ZM95 182H96V185H95ZM114 182V181H113ZM119 182V181H118ZM164 182L162 183V184H164ZM174 182V183H173ZM181 182V181H180ZM24 182H22L21 181V183H19V184H23ZM66 183V184H65ZM68 183V184H67ZM72 183H75V184H72ZM107 183V184H106ZM185 183V184H184ZM183 184H184V188H186V183H187V179H185V182H184ZM190 183V182H189ZM194 183V182H193ZM2 184H3V182H2ZM7 184V183H6ZM10 184V183H9ZM55 184H56V187H55ZM87 184V185H86ZM89 184V185H88ZM105 184H106V186H105ZM114 185L116 184V182L115 183H113ZM154 184H155V182H154ZM158 184V183H157ZM157 184H155V185H157ZM162 184H158V185H162ZM181 184V183H180ZM179 184V185H180ZM195 184L196 183H194V187H195ZM5 185V184H4ZM11 185V184H10ZM16 185H18V184H16ZM24 185V184H23ZM26 185V184H25ZM24 185V186H25ZM78 186V188L76 187V186ZM81 185V184H80ZM92 185H93V188H92ZM104 186V189H103V186ZM165 185V184H164ZM182 185V184H181ZM188 185V184H187ZM189 185H192V184H189ZM189 185H188V189H189ZM202 185V184H201ZM11 186H14L13 184L11 185ZM22 186V185H21ZM21 186H19V187H17V188H19V190H20V188H21ZM22 187V191L20 192L19 190H17V191H19L17 194L19 195V193H20V196L21 195H23V193H25V191L27 192V195H29V196H27L26 195V197H25V195H24V198H25V200H26V203L24 202H22L21 200H20V198H16L15 199V197H13V196H9L7 193H9L10 191V189H9V185L5 188V186H3V188L6 190L7 188V190L9 191V192H6L5 194L7 195V196H9V197H13L12 199H10L12 202H9V203H7V205H8V207L6 206V208H4V207H2V208H4V209H7V208H9V210H10V213L12 214H14V215H16V216H14V215H11L10 213H9V216L11 215V217H14L13 218V220H12V218H10L12 221H10L11 223H14V222H16V220H17V225L15 224V226H13V228H12V230L14 231L15 229H17V231L19 230L18 228H20L22 225H20V224H18V223H23V227L20 229V230H25V227H26V225L27 224H29L28 222H29V219H31L32 220V217H33V219L35 220V218H38L41 214V211H43V213L45 212V213H47L46 215H45V213H44V216L46 217V220L47 221H50L49 223L47 222V221H45L46 222V224L47 225H49L48 227H47V225H45L46 227L43 229L42 227H44V225H42V223L44 224L45 222H43L44 220H42L43 218H41V217H39L38 218V220L36 219V221L38 222H35V224L36 225H34L35 226V228H36V226L38 227L36 230H34V229H32V228H30L31 229V231L32 230H34L35 232L36 231H38V229L40 230V231H38V234H39V232H40V234H41V236L40 237H38V238H40L39 240H37V241H35V242H37V245H38V249L36 248V249H34L33 250V247L31 246V243H33V240H34V238L35 239H37V236H35V237H33L32 236V238L31 239H26V235H25V233H24V235L22 234V232L21 231H19L20 232V234L21 235H23L24 236V238H22V236H19V239H20V237L23 239V240H26V241H29L28 243H30V246L32 247V249L31 248H29V249H31V252H29V255H28V253L27 252H25V250L23 251V250H20V249H18V253L19 254H23V257H25L26 258V255H28L27 256V258L26 259H24L23 260V257H17L16 259L17 260H20V258H21V260H23L24 261V264H25V260L27 261V260H29L30 258H33L32 257V255H30V253H32V254H35L36 252L37 253H42V251H41V249L39 248V246H40V244H41V248L43 249V247L45 248V249H48V251H50V248L52 247V250L54 251V246H53V244L52 245H50L49 244V246H48V243L47 242H50V237H49V239L48 238H46V235H44V234H46V233H48V232H50V231H55L56 229L55 228H58L59 226H57L58 225V222H57V224H56V212L57 213H59L58 215L59 216H61L60 215V211H62L61 212V214H62V216L61 217H63V214L64 213H66L67 214V210L69 211V209L67 208L68 207V205H67V200H64L65 198H63V197H65L66 195L65 194H63V195H65V196H63V195H61L62 196V198H61V196H59L61 199H63L64 201H62V203L61 204H59L60 202H61V199L59 200V198L57 199L56 198V201L57 202H55V204H54V206H55V208L54 207H46V206H49L48 205V203H50V201L47 203V205L46 204H43L42 202H44V199L43 198H41L40 197V195L39 194H36V196L38 195L39 196V198H41V199H43L42 201L41 200H39V198H38V196H37V200H38V202L34 199V198H32L33 197V195H31L28 191H27V189H26V186L25 187ZM64 186V187H63ZM67 186H68V189H67ZM70 186V187H69ZM72 186V187H71ZM75 186V187H74ZM89 186V187H88ZM167 186H168V183H167ZM177 185H175V188L176 189H178V190H180V186H179V188H177L176 187ZM183 186V185H182ZM193 186V185H192ZM192 186H190V189L192 188ZM15 187V186H14ZM14 187H12V193L10 192V194H13V192H14V194L16 193V190L14 191ZM53 187V188H52ZM74 187V188H73ZM85 187V188H84ZM114 187V186H113ZM162 188L163 187H165V186H161ZM160 187V188H161ZM168 187H170V186H168ZM221 187V188H220ZM2 188V187H1ZM0 188V191L2 192V195H0L1 197V200L4 198V196L3 195H5L4 193H3V188L1 189ZM16 188V187H15ZM47 188H49L48 190L49 191H47L46 189ZM60 188H62V189H60ZM75 189V190H73V189ZM87 188V189H86ZM104 190H102V189ZM159 188V187H158ZM182 188V187H181ZM183 188V189H184ZM202 188V187H201ZM200 188V189H201ZM204 188V187H203ZM206 188V187H205ZM209 188V187H208ZM216 188H219V189H221L222 191H218V193H217V189ZM53 190L52 192H50V190ZM54 189H55V191H54ZM56 189H59L60 191H56ZM67 189V190H66ZM92 189V190H91ZM94 189V190H93ZM110 189H111V186H110ZM113 189V188H112ZM164 190H165V188H163ZM162 189V190H163ZM189 189V190H190ZM193 189V188H192ZM195 189H197V188H195ZM261 189V190H260ZM45 190H46V192H45ZM85 190H86V192H85ZM121 190V189H120ZM163 190V191H164ZM167 190V189H166ZM168 190H169V188H168ZM167 190V192H170V191H168ZM177 190V194L178 195H180V192ZM185 190V189H184ZM187 190V189H186ZM194 190V189H193ZM206 190H207V188H206ZM205 190V191H206ZM112 191V190H111ZM117 191V190H116ZM118 191H119V189H118ZM118 191H117V193H118ZM197 191V190H196ZM198 191H201V190H198ZM55 192H57V193H55ZM69 192V194H71ZM104 192V193H103ZM107 192H110L109 191V187H108V191ZM115 192V191H114ZM192 192V191H191ZM191 192H189V193H191ZM44 193H45V195H44ZM48 193V194H47ZM52 195H51V194ZM85 193V194H84ZM166 193V192H165ZM183 193V192H182ZM188 193V192H187ZM17 194H15L16 195V197L18 196ZM55 194H57V195H55ZM171 194V197H172V193H170ZM177 194H175V198H174V200L176 199L177 200V198H178V196H177ZM184 194V193H183ZM207 194V193H206ZM212 194V195H213ZM214 194V195H215ZM225 194H226V196H225ZM5 195V196H6ZM50 195H51V197H50ZM104 195V196H103ZM108 195H110V194H108ZM113 195H114V193H113ZM112 195V196H113ZM168 196H169V194H167ZM187 195V194H186ZM253 195H254V197H253ZM260 195H261V199H260ZM31 196V197H30ZM35 196V197H36ZM55 198H54V197ZM71 196H72V194H71ZM158 196H161V195H157V197ZM174 196V195H173ZM202 196V195H201ZM209 196V195H208ZM3 197V198H2ZM9 197H5V198H9ZM30 197V198H29ZM53 197V198H52ZM74 197H76V196H74ZM79 197H80V192H79ZM111 197V196H110ZM170 196H169V200H171L172 201V199L173 198H171ZM177 197V198H176ZM181 197V196H180ZM189 197H192L191 199H193V196H191V194H189ZM195 197V196H194ZM205 197V196H204ZM252 199H251V198ZM46 198H45V201H46ZM52 198V199H51ZM78 198V197H77ZM80 198V199H81ZM95 198H99V197H96V195H94V199L92 198L90 201L92 202V205H93V201L95 200V201H98V200H96ZM107 198V197H106ZM109 198V197H108ZM206 198H208L207 196H206ZM250 198V199H249ZM258 198V199H257ZM31 199H33L36 203H34V201L32 202L31 201ZM54 199V200H53ZM72 199V198H71ZM79 199V198H78ZM105 199V198H104ZM111 199V198H110ZM113 199V198H112ZM111 199V200H112ZM117 199V198H116ZM195 199V198H194ZM246 200V202H245V200ZM249 199V200H248ZM256 199V200H255ZM8 200V199H7ZM15 200L17 201V200H19V201H17L18 203H17V206H18V204H20V203H22L23 205H21L20 204V207H24L25 209L27 208L28 209V211H27V209L26 210H21V212L20 213H22V214H19V211L18 210H20V209H22V208H19L18 210L16 209V211H18L17 213H16V211H13V210H15V207L16 208H18L16 205H15ZM28 200L29 201H31L32 203V205H36L35 206V211H34V209H33V207L34 206H30L31 204H29L28 205V203H30V202H28ZM87 200V201H86ZM101 200H102V198H101ZM111 200H110V202H111ZM113 200H115V199H113ZM161 199H159L158 201H160ZM173 200V201H174ZM184 200H186V199H184ZM187 200H189V198H188V196H187ZM211 200H212V198H211ZM235 200V201H234ZM244 200V201H243ZM250 200H253V201H256V202H254V204L256 205L255 207H253L254 205H253V201L250 203ZM4 201H6V200H4L3 199V202ZM9 201V200H8ZM39 201H41V204H39ZM58 201H60V202H58ZM75 201H76V199H75ZM74 201V199H73V201L72 202H75ZM81 201H82V199H81ZM81 201H79V202H81ZM84 201H82V202H84ZM102 201H104V200H102ZM108 201V200H107ZM170 201V202H171ZM172 201V202H173ZM244 203H243V202ZM1 202V201H0ZM47 202V201H46ZM52 202V203H53ZM70 202V201H69ZM68 202V203H69ZM91 202H87L88 203V205H90L91 204ZM98 202H100V200L98 201ZM156 202H157V200H156ZM155 202V203H156ZM176 201H174L173 202V204L175 203ZM178 202V201H177ZM203 202V201H202ZM242 202V203H241ZM249 202V203H248ZM10 203H14L13 205L12 204H10ZM37 203H38V205H37ZM51 203V204H52ZM56 203H58V204H56ZM63 203L65 204V206H67V207H65L64 205H63ZM77 203V202H76ZM97 203V202H96ZM96 203H94V205L96 204ZM101 203V202H100ZM103 203V202H102ZM161 203V202H160ZM179 203V202H178ZM186 203V202H185ZM190 203V202H189ZM247 203V204H246ZM3 204V203H2ZM45 205V208H44V206H40V205ZM73 204V203H72ZM75 204V203H74ZM103 204H105V203H103ZM113 204V203H112ZM170 204H172V203H170ZM180 204V203H179ZM244 204V205H243ZM253 206H252V205ZM12 205V206H11ZM15 205V206H14ZM26 205H28V207L26 206ZM61 205V206H60ZM62 205H63V207H62ZM76 205V204H75ZM78 205V204H77ZM81 205H82V203H81ZM87 205V204H86ZM93 205V206H94ZM106 205L107 204H105L104 205V207H106ZM108 205H110V204H108ZM175 205V204H174ZM192 205H194L193 203H192ZM208 205V204H207ZM213 205H214V203H213ZM212 205V206H213ZM246 205L248 206V207H246ZM2 206V205H1ZM10 206H11V208H10ZM38 206L39 207H42V208H44V209H42V208H40V209H38ZM52 206H53V204H52ZM59 208H58V207ZM70 206V205H69ZM79 206H80V204H79ZM84 207H85V205H83ZM160 206H161V204H160ZM171 206H173V205H171ZM181 206V205H180ZM185 206V205H184ZM183 206V207H184ZM196 206V205H195ZM201 206V205H200ZM249 206H251V207H249ZM31 207V208H30ZM71 207H72V205H71ZM76 207V206H75ZM75 207H73V208H71V210L73 211V210H75ZM83 207V208H84ZM95 207V206H94ZM99 207V206H98ZM155 207V206H154ZM182 207V208H183ZM192 207V206H191ZM208 207V206H207ZM210 207V209H211V211L213 210V208L211 207V206H209ZM216 207V206H215ZM257 207H258V209H257ZM14 208V209H13ZM47 208V209H46ZM50 208H53V210H51ZM57 208V209H56ZM65 210H64V209ZM77 208V207H76ZM82 208V209H83ZM88 208V207H87ZM107 208V207H106ZM108 208H110L109 206H108ZM107 208V209H108ZM161 207H158V209H160ZM203 208V207H202ZM205 208L206 207H204L203 208V210H205ZM243 208V209H242ZM245 208V209H244ZM248 208V209H247ZM252 208V209H251ZM33 209V210H32ZM57 211H56V210ZM58 209H60L59 211H58ZM62 209V210H61ZM85 209H86V207H85ZM84 209V210H85ZM89 209V208H88ZM158 209H157V211H158ZM162 209V208H161ZM194 209V208H193ZM196 209H197V207H196ZM207 209H209V208H207ZM209 209V210H210ZM257 211H256V210ZM2 209H0V211H1ZM12 210V211H11ZM30 210H32V211H30ZM41 210V211H40ZM55 210V211H54ZM96 210V209H95ZM102 210V209H101ZM111 210V209H110ZM115 210V209H114ZM153 210V209H152ZM154 210H156V209H154ZM200 209H198V211H199ZM217 210H219V209H217ZM249 210H251V211H249ZM260 210V211H259ZM25 211H27V213L26 214H28V217H27V219H28V221H27V219H26V217H23V216H26V214H25ZM39 213H38V212ZM50 211H54L55 213V216L53 215V213L52 212H50ZM87 211V210H86ZM103 211V210H102ZM101 211V212H102ZM145 211V210H144ZM161 211V210H160ZM189 211V210H188ZM195 211V210H194ZM198 211H195L196 213L198 212ZM259 211V212H258ZM2 212V211H1ZM4 212V211H3ZM31 212H33V213H31ZM37 212V213H36ZM70 212V211H69ZM69 212H68V214H69ZM74 212V211H73ZM80 212V211H79ZM104 212V211H103ZM102 212V213H103ZM183 212V211H182ZM209 212V211H208ZM254 212V213H253ZM262 212V213H263ZM24 213V214H23ZM35 213H36V216H35ZM42 213V214H43ZM49 213L51 214V216L49 217ZM72 213V212H71ZM95 213V212H94ZM105 213H106V209H105ZM111 213V212H110ZM145 213V212H144ZM154 213V212H153ZM169 213V212H168ZM184 213V212H183ZM193 213V212H192ZM203 213V212H202ZM207 213V212H206ZM213 213V212H212ZM216 213V212H215ZM250 213V214H249ZM256 213H259V215H256ZM65 214V216H67ZM73 214V213H72ZM76 214V213H75ZM79 214V213H78ZM140 214V213H139ZM180 214H182V213H180L179 212V214L178 215H180ZM191 214V213H190ZM199 214V213H198ZM214 214V213H213ZM17 215H20V217L19 216H17ZM21 215H23V216H21ZM83 215V214H82ZM86 215H88V213L86 214ZM90 215V214H89ZM96 215V214H95ZM99 215H100V213H99ZM160 215V214H159ZM161 215H162V213H161ZM209 215H211V214H209ZM217 215H219V217L217 216ZM222 215V216H221ZM254 215H256L255 217H254ZM262 215V217L264 216V213L263 214H261ZM260 215V216H261ZM1 216V215H0ZM32 216V217H31ZM42 216V215H41ZM54 217L55 219H51V217ZM58 216V218H60L59 219V223L60 224H64L65 223V220L66 221H68V218H70V216L67 218V217H63L62 219V222L63 223H61L60 222V220H61V217H59ZM85 216V215H84ZM108 216V215H107ZM144 216V215H143ZM163 216V215H162ZM194 217L193 218H195V215H193ZM197 216V215H196ZM211 216H213L212 218H214V215H211ZM221 216V217H220ZM250 216H251V218H250ZM22 217L23 218H25V219H22ZM48 217V218H47ZM52 217V218H53ZM88 218H89V216H87ZM100 217V216H99ZM140 217V216H139ZM149 217V216H148ZM164 217H165V214H164ZM205 218H206V216H204ZM224 217V222H223V220H222V218ZM261 217V219H263ZM1 218V217H0ZM17 218V219H16ZM49 218H50V220H49ZM71 218H72V216H71ZM84 219H85V217H83ZM171 218V217H170ZM199 218H201V217H199ZM233 219L234 218V220H231V219ZM238 218V219H237ZM239 218H241V220L239 219ZM243 218V219H242ZM247 220H246V219ZM252 218H254L255 219V221L257 220V222H256V228H258V231H256L257 229L253 226V228L254 229H251L252 230V232H250L251 230H250V226H251V220H252V223H254L255 221L252 219ZM257 218V219H256ZM101 219H103V218H101ZM108 219V218H107ZM116 219V218H115ZM114 219V220H115ZM176 219H179V218H176ZM207 219V218H206ZM229 219L231 220V222H228L227 224L225 223V221H229ZM236 219V220H235ZM251 219V220H250ZM260 219V220H261ZM30 220V221H31ZM53 220L55 221V224H56V226H54V222H53ZM86 220V219H85ZM100 220V219H99ZM146 220V219H145ZM153 220V219H152ZM175 220V219H174ZM200 220V219H199ZM249 220V221H248ZM264 220V219H263ZM25 221H27V223L25 222ZM41 221H42V223H41ZM84 220H82V221H80L79 222V225H80V223L81 222H83ZM95 221V220H94ZM148 221V220H147ZM187 221V220H186ZM188 221H189V219H188ZM187 221V222H188ZM194 221V220H193ZM237 221V222H236ZM239 221H241L240 223H238ZM254 221V222H253ZM0 222H1V220H0ZM32 222V221H31ZM33 222V223H34ZM87 222V221H86ZM107 222V221H106ZM115 222V221H114ZM176 222V221H175ZM190 222H192L191 220H190ZM196 222V221H195ZM207 222V221H206ZM234 222L237 224V226H236V224H235V228H233L234 227ZM244 222V223H243ZM245 222H246V224H245ZM262 221H259L258 223V225H259V227L260 226H264L263 224H261L260 225V223H261ZM26 223V224H25ZM41 223V224H40ZM68 223H69V221H68ZM67 222H66V225L68 224ZM96 223V222H95ZM100 223V222H99ZM153 223V222H152ZM194 223V222H193ZM199 223V222H198ZM203 223V222H202ZM210 223V222H209ZM262 223H264V222H262ZM1 224V223H0ZM32 224V223H31ZM30 224V225H31ZM70 224V226L72 225L71 223H69ZM85 224V223H84ZM92 224V223H91ZM101 224V223H100ZM114 224V223H113ZM144 224V223H143ZM158 224V223H157ZM157 224L155 225V226H157ZM183 224V223H182ZM186 224V223H185ZM203 224H205V223H203ZM221 224V225H220ZM224 224H226V225H224ZM230 225V227L232 228H228L229 226H227V225ZM247 224H250L249 225V227H247V228H249V230L248 231H244L243 230V232H242V229H240V228H242L243 226H244V228H246L245 227V225L246 226H248ZM255 224V223H254ZM12 225V224H11ZM18 225H19V227H18ZM33 225V224H32ZM40 226V228H42V229H40L39 228V226ZM51 225V226H50ZM53 225V226H52ZM66 225L64 224V226L63 227H65L66 228ZM195 225V224H194ZM199 226H201L200 224H198ZM216 225V224H215ZM239 225V226H238ZM2 226V225H1ZM74 226V225H73ZM168 226V225H167ZM186 226V225H185ZM189 226V225H188ZM192 226H193V224H192ZM198 226V227H199ZM225 226H227V227H225ZM233 226V227H232ZM18 227V228H17ZM28 227V226H27ZM29 227H31V226H29ZM50 227V228H49ZM53 227H55L54 228V230H52L53 229ZM78 227V226H77ZM102 227V226H101ZM145 227V226H144ZM143 227V228H144ZM148 227V226H147ZM154 227V226H153ZM158 227V226H157ZM162 227H164V226H162ZM172 227V226H171ZM211 227V226H210ZM213 227V226H212ZM24 228V229H23ZM71 228V227H70ZM87 228H88V226H87ZM89 228H91V227H89ZM92 228H94V226L92 227ZM103 228V227H102ZM167 228V227H166ZM190 228H191V225H190ZM207 228V227H206ZM205 228V229H206ZM239 228V230H237ZM264 228V227H263ZM2 229H3V227H2ZM27 229V228H26ZM61 229V228H60ZM73 229V228H72ZM106 229V228H105ZM149 229V228H148ZM157 229V228H156ZM164 229V228H163ZM177 229V228H176ZM192 229V228H191ZM211 229V228H210ZM234 229V230H233ZM236 229V230H235ZM0 230H1V228H0ZM44 230V231H43ZM47 230H49V231H47ZM66 230H68V229H66ZM71 230V229H70ZM77 229L75 228V231H76ZM81 230V229H80ZM94 230V229H93ZM98 230H100V229H98ZM104 230V229H103ZM150 230V229H149ZM152 230V229H151ZM186 230V229H185ZM214 230H216L215 232H217V229L215 228ZM240 230H241V232H240ZM261 230L262 231H264L263 229H262V227H261ZM1 231H6V230H1ZM10 231V233H11V230H9ZM16 231V230H15ZM26 231V230H25ZM30 230H29V228H28V230H27V233L29 232H31ZM31 232L30 234H32L33 235V233H35V232ZM57 231H58V233H60L61 231H59V228L57 229ZM84 231V230H83ZM144 231V230H143ZM186 231H188V229L186 230ZM191 231V230H190ZM210 231V230H209ZM235 233H234V232ZM240 232L239 233V235H238V232ZM261 231V232H262ZM24 232V231H23ZM43 234H42V233ZM44 232H46V233H44ZM71 232H73V231H71ZM71 232H70V236L74 233H72L71 234ZM76 232H79V231H76ZM85 232V231H84ZM83 232V233H84ZM87 232H88V230H87ZM86 232V233H87ZM91 232V229H90V231L88 232L89 234H91L90 233ZM100 232V234H101V231H99ZM98 232V233H99ZM103 232V231H102ZM214 232V233H215ZM246 232H249V235H251V236H253L252 238H251V236H249V235H247L248 233H246ZM260 232V233H261ZM7 233H8V230H7ZM15 233V232H14ZM52 233V232H51ZM58 233H56L57 235V239L58 240H56L58 243H63L62 242V238H70L69 236L68 237H66V236H62L63 234H61V238H60V234H58ZM81 233V232H80ZM145 233V232H144ZM158 233V232H157ZM161 233V232H160ZM191 233V232H190ZM237 233V234H236ZM13 234V233H12ZM16 234H18V233H15V237L18 239V235H16ZM19 234V235H20ZM30 234H28V235H30ZM39 234V235H40ZM75 234V233H74ZM78 234V233H77ZM95 234H97V233H95ZM148 234V233H147ZM151 234V233H150ZM218 234V233H217ZM245 234L247 235V237L245 236ZM262 234H264V233H262ZM11 235V234H10ZM37 235V234H36ZM38 235V236H39ZM44 235V236H43ZM48 235V234H47ZM54 235H55V232H54ZM58 235H59V238L61 239V242H59L60 240H59V238H58ZM69 235V234H68ZM85 236L87 235V234H84ZM84 235H82V236H84ZM92 235H94V234H92ZM103 235H105L104 233H103ZM163 235V234H162ZM165 235V234H164ZM220 235H221V239H220ZM236 235H238V236H236ZM258 235H261V234H258ZM258 235H257V237H258ZM13 236V235H12ZM14 236H13V239H14ZM42 236H43V238H44V240H43V238H42ZM52 236V235H51ZM56 236H53V237H55V239H56ZM75 236H79V238H80V235L78 234V235H75ZM81 236V237H82ZM107 236V235H106ZM141 236H144V235H141ZM173 236V235H172ZM187 236V235H186ZM189 236H191L190 234H189ZM197 236V235H196ZM264 235H262V237H263ZM27 237H29V236H27ZM74 237V236H73ZM72 237V238H73ZM87 237V236H86ZM86 237H82L81 239H83V238H86ZM156 237V236H155ZM163 238H164V236H162ZM162 237L160 238V239H162ZM166 237H168V236H166ZM184 237H185V234H184ZM198 237V236H197ZM16 238H15V240H16ZM88 238H91V237H88ZM146 238V237H145ZM145 238H144V240H145ZM149 238V237H148ZM147 238V239H148ZM153 238V237H152ZM156 238H158V237H156ZM158 238V239H159ZM193 238V237H192ZM224 238V239H223ZM226 238V239H225ZM260 238V237H259ZM17 240L16 242L17 243H19L18 241H20V240ZM43 241H42V240ZM45 239H48V240H46V242H45ZM77 239V238H76ZM80 239V240H81ZM103 239V238H102ZM137 239V238H136ZM174 239V238H173ZM177 239V238H176ZM193 239H195V240H193V242L192 241H190L191 239L189 238V241L190 242H192L195 246H197L195 243H199L198 244V246H199V249H203V250H200V255L202 256V258H201V256H200V258H201V261H203V259L205 260V258L207 257L204 253H203V251L204 250H207L206 248H205V246H204V244L202 243V241H200V239H199V241H197L196 240V238H193ZM198 239V238H197ZM244 239V238H243ZM262 239V238H261ZM261 239H259V240H261ZM30 240L32 241V242H30ZM79 240V241H80ZM92 240H94V238L92 239ZM142 240V239H141ZM151 240V238L149 239V241H148V244H147V242L145 243V249H143L144 250V252H145V250L147 251H150V249H152L151 251H158L157 253V255L158 256H160L159 255V251L160 250H157L158 248H160V249H162V251L161 252H163L164 250H165V248L162 246V244L161 243H159V241L160 240H157V239H152V242L150 241ZM241 240V241H240ZM253 240H255V239H253ZM257 240V239H256ZM259 240H257L258 242H256V243H259V244H256L254 241H252L251 242V244L249 245V246H251L252 245V243L254 242L257 246L258 245H263L262 243H263V241H262V243H261V241L259 242ZM91 240H89V242H90ZM103 241V240H102ZM162 241V240H161ZM164 241V240H163ZM165 241H166V239H165ZM164 241V242H165ZM168 241V240H167ZM178 241V240H177ZM40 242H42V243H44L45 242V244H42V243H40ZM71 243V239H70V241H67L66 243H63V245H60V246H64V249L62 248L61 249V247H60V249L62 250V253L60 252L59 253V255H58V257L59 256H63V254H65L64 256H67V258L66 257H64L65 259H64V262H66L65 260H67V264H68V262L70 261V263H71V260L70 259H74V260H79L78 259V256H79V252H75L74 253V251H73V248L71 247V245H70V243ZM80 242H82V240L80 241ZM87 240H86V245L85 244H83V246H84V248H90L91 249V247H92V244L90 243V245H91V247H88L87 246ZM92 243H95V242H93V241H91ZM105 242V241H104ZM153 242H154V244H153ZM217 242V241H216ZM223 242H221L222 243V245H223V247H225L226 248V246H224V243ZM229 242V241H228ZM16 243V244H17ZM84 243V242H83ZM144 243V242H143ZM153 245H152V244ZM167 242H165V245H166V247H167V244H166ZM218 243V242H217ZM220 243V244H221ZM253 243V244H254ZM261 243V244H260ZM21 244H22V240H21ZM46 244H47V246L48 247H45L46 246ZM72 244V243H71ZM149 244H151L152 246H150ZM176 244H179V243H176ZM228 244V243H227ZM226 244V245H227ZM235 244V245H234ZM45 245V246H44ZM59 245V244H58ZM70 245V246H69ZM74 245V244H73ZM88 245H89V243H88ZM104 245V244H103ZM134 245V244H133ZM182 245V243L181 244H179L178 246H180L181 248L183 247V245ZM222 245H220V247H219V249L221 250V248H223V247H221ZM18 246H20V243H19V245ZM21 246H23V245H21ZM69 246V247H68ZM85 246H87V247H85ZM101 246V245H100ZM135 246V245H134ZM140 245H138V247H139ZM148 246V248L149 247H151V248H149V249H147L146 247ZM198 246H197V248H198ZM204 246V247H203ZM218 246V245H217ZM50 247V248H49ZM59 246H57V250H59V248H58ZM70 247H71V249H70ZM95 247H97L96 245H95ZM186 247V246H185ZM253 247H254V245H253ZM74 248H75V245H74ZM93 248H94V246H93ZM205 248V249H204ZM250 249L252 248V247H249ZM261 248H263V246L261 247ZM2 248H0V251H1V254H2V250H1ZM45 249L43 250V253L42 254H45L46 255V253H44V251H45ZM95 249H97V248H94L93 250L95 251V254H96V252L97 251H100L101 252V254H104L101 250H95ZM100 249H102V248H100ZM139 249H140V247H139ZM154 249V250H153ZM170 250H171V252H173L172 251V249L171 248H169ZM185 249V248H184ZM188 249V248H187ZM218 249V250H219ZM258 249V248H257ZM264 249V248H263ZM262 249V250H263ZM38 250H39V252H38ZM52 250L50 251L51 253H48L49 255L51 254V256L52 257H56V256H54V255H52L53 253H55L56 251H54V252H52ZM56 250V249H55ZM122 250V249H121ZM170 250H168L167 249V252H170ZM183 250V249H182ZM217 250V251H218ZM238 250V249H237ZM246 250V252L249 250V249H246V247L244 248V250L243 251H245ZM252 250V249H251ZM259 250H261V249H258V251ZM21 251V252H20ZM27 251V250H26ZM41 251V252H40ZM47 250L45 251V252H48ZM72 252V254H70L71 252ZM77 251V250H76ZM91 251V250H90ZM106 251V250H105ZM136 251V250H135ZM147 251V252H148ZM224 251V250H223ZM222 250L220 251V252H223ZM257 251V250H256ZM264 251V250H263ZM6 252V251H5ZM25 254H24V253ZM35 252V253H34ZM86 252H89V250H87ZM99 252V253H100ZM137 253H138V251H136ZM183 252V251H182ZM186 252H188L187 250H185V257L184 258H186V257H191L190 256V253H186ZM198 252V251H197ZM204 254H202V253ZM207 252V251H206ZM240 253H241V251H239ZM249 252V251H248ZM262 252V251H261ZM4 253V252H3ZM27 253V254H26ZM57 253V252H56ZM69 253V254H68ZM79 253V254H78ZM92 253H94L93 251H91V252H89V253H86V256H87V258H89V261H92L93 260V258L90 260V257H89V255L91 254L92 256H93V254ZM136 253V254H137ZM148 253H150V254H152L151 252H148ZM148 253H146V254H148ZM180 253V252H179ZM199 253V252H198ZM217 253V252H216ZM219 253V252H218ZM243 253V252H242ZM241 253V254H242ZM250 253V252H249ZM252 253H254V252H252ZM264 253V252H263ZM262 253V254H263ZM58 254V253H57ZM57 254H55V255H57ZM68 254V255H67ZM76 256H75V255ZM101 254H100V256H101ZM105 254H107V253H105ZM150 254H148V256L150 255ZM154 254H155V252L152 254V257L154 256ZM164 257H166V261L165 260H163V258H161V260L159 261V263L160 264H162L161 263V261H165V263L167 262V261H169L170 262V259H172L173 258V256L174 255H176V253L174 252V255H173V253L172 254H170V256H172V258L171 257H169L168 256V254L166 253V250L164 251ZM166 254H167V256H166ZM182 254V253H181ZM180 254V255H181ZM232 254V255H231ZM248 254V253H247ZM259 254H261L260 253V251H259ZM71 255H73L74 257H76V258H72V257H69V256H71ZM90 255V256H91ZM222 255V256H223ZM235 255V259L233 258V256ZM31 256V257H30ZM34 256V255H33ZM99 256V255H98ZM137 256V255H136ZM142 256V255H141ZM151 256V255H150ZM157 256V257H158ZM205 256V257H204ZM212 256V255H211ZM217 256H218V258H219V254H217ZM232 256V257H231ZM237 256V257H236ZM245 256H247V257H245ZM4 257V256H3ZM2 257V258H3ZM61 257H59V258H61ZM63 257H62V261L59 259V261L61 262H59V261H57L58 260V258H56L55 259V261L56 262H53L52 260H54V259H52V260H49V261H51V262H53V263H55V264H57V262H58V264H63L62 262H63ZM102 257H103V255H102ZM107 257H109V255L107 256ZM135 258V256H132V258ZM155 257H156V255H155ZM154 257V258H155ZM161 257V256H160ZM163 257V256H162ZM169 257V258H168ZM182 257V256H181ZM208 257H210V256H208ZM213 257V256H212ZM211 257V258H212ZM245 257V258H244ZM43 258V257H42ZM45 258V257H44ZM47 258H49L50 259V257H48L47 256ZM70 258V259H69ZM215 258V260L216 261H214V260H211L212 261V263H211V261L209 260V261H207V263H209L210 262V264H221V263H223V262H225V261H223V259H222V262L221 263H219V261L217 260V258H216V256L215 257H213V259ZM223 258V257H222ZM224 258H225V256H224ZM238 258V259H237ZM240 258L241 259H244V261L242 260V262H239V260H240ZM0 259H1V257H0ZM14 259H15V257H14ZM107 259V258H106ZM105 259V260H106ZM112 259V258H111ZM175 259H176V261H177V257H175ZM183 259V258H182ZM191 259V258H190ZM193 259V258H192ZM191 259V260H192ZM207 259V258H206ZM226 259V258H225ZM234 259V260H233ZM6 260V259H5ZM17 260H16V262H17ZM20 260V261H21ZM73 260V262L72 263H74L75 261ZM104 260V259H103ZM110 260V259H109ZM135 260H137V259H135ZM158 260V259H157ZM173 260H174V258H173ZM186 260H187V258H186ZM238 260V261H237ZM1 261V260H0ZM3 261H4V259H3ZM15 261V260H14ZM41 261H42V259H41ZM48 260H46L45 259V263L46 262H49ZM81 261V260H80ZM96 261H97V259H96ZM125 261V260H124ZM180 261V260H179ZM184 261H185V259H184ZM189 261V260H188ZM5 262V261H4ZM84 262V261H83ZM94 262H95V260H94ZM93 261H92V263H94ZM101 262V261H100ZM99 262V263H100ZM107 262H108V259H107ZM169 262H167L168 264H169ZM172 262V261H171ZM170 262V263H171ZM175 262V261H174ZM183 261H180V263L181 264H185V262H183ZM21 263V262H20ZM41 263H43V262H41ZM69 263V264H70ZM77 263V262H76ZM86 263V262H85ZM85 263H83V264H85ZM96 263V262H95ZM94 263V264H95ZM176 263V262H175ZM188 263H190L191 264V262L189 261ZM197 263V262H196ZM195 263V264H196ZM203 263V262H202ZM0 264H1V262H0ZM23 264V263H22ZM50 264V263H49ZM66 264V263H65ZM75 264V263H74ZM80 264V263H79ZM87 264V263H86ZM101 264H103V263H101ZM178 264V263H177Z\"/></svg>","mask_w":264,"mask_h":264},{"label":"rangeland","instance_id":"2","mask_svg":"<svg viewBox=\"0 0 264 264\" xmlns=\"http://www.w3.org/2000/svg\"><path fill=\"white\" fill-rule=\"evenodd\" d=\"M127 1H129V0H127ZM138 1V0H137ZM140 1V0H139ZM247 1V2H246ZM250 1H252V0H245V4H248V5H245V7H244V10L245 11H248V12H246V14L248 13L249 14V16H250V12H251V9L253 10L252 11V15L251 16H253V19H255V20H257L258 19V14H260V15H264V0H257L258 2H256V4H255V1L256 0H254L253 1V3H254V5L252 4V2L250 3ZM227 2H230V3H232V2H236L235 4L234 3H232L233 5H234V7H236V4H237V6L238 7H236V10H235V8L233 7V5L232 4H230L231 5V7L233 8H231L230 6H229V11L227 12V14H226V19H227V21H228V19H229V24L232 22V24L230 25V30H228L229 31V35L231 34V36L233 35V39H232V37H231V39L230 40H233L234 42L235 41H237L236 43H238V40H241L243 37H242V31L244 30V31H246L245 30V24H247V21H246V19H244V17L242 18L241 16H242V14L241 13H244L242 10H243V7H242V3L244 2V0H227ZM261 2V3H260ZM125 3H126V1H125ZM130 3V2H129ZM241 5V7H242V9H241V7H239V5ZM125 5V4H124ZM218 5V4H217ZM216 4H215V7L217 6ZM220 5V4H219ZM125 6H127V5H125ZM124 6V10H123V12L125 13V12H127L128 10H127V8ZM128 6H130V4H128ZM214 6V5H213ZM220 6H222L223 8H224V6L223 5H220ZM246 6L248 7V8H246ZM122 8V7H121ZM131 9L129 10V12H131V10H132V3H131V7H130ZM238 8V9H237ZM250 8V9H249ZM225 9V8H224ZM248 9V10H247ZM255 9V10H254ZM122 10V9H121ZM216 10V9H215ZM228 10V9H227ZM232 10H233V12H232ZM250 10V11H249ZM238 13H237V12ZM242 11V12H241ZM123 13V15H122V17L124 16H127V18H128V15H129V13H128V15H125V14H127V13H125L124 14ZM233 13V14H232ZM236 13L238 14V15H240L241 14V16L238 18V16L236 15ZM236 16H235V15ZM231 15V16H230ZM259 15V16H260ZM229 16V17H228ZM234 16V17H233ZM257 17V18H255V17ZM261 16V17H262ZM121 17V19L123 20L124 19V17L122 18ZM228 17V18H227ZM232 17V18H231ZM245 17H248V16H245ZM126 18V19H127ZM234 18V19H233ZM252 18V17H251ZM126 19H124V20H126ZM231 19V20H230ZM249 19V18H248ZM247 19V20H248ZM261 19L262 18H260V22H261ZM123 20V21H124ZM236 20V21H235ZM239 20V21H238ZM243 20H245V21H243ZM244 22V23H243ZM262 22H264V19H263V21ZM262 24V23H261ZM233 25V26H232ZM239 25V26H238ZM256 25V24H255ZM232 26V27H231ZM261 27H262V25L259 27L260 29H261ZM263 27H264V24H263ZM237 30H236V29ZM255 28H257V26L255 27L254 26V29ZM234 30H236V31H234ZM255 33H250V34H253V35H251V36H253L251 39H252V41L250 42V40L248 41L249 43H247V50L245 49V51H247V53L245 52V54H247L248 55V57H247V55H245V57L243 56L242 58H240L241 57V55L244 53L243 51L242 52H240V53H238L237 52V44L235 43L234 45H233V47L231 46L230 48H226L225 50V52H224V54H223V58L221 57V59H220V64L222 65V64H224L223 65V67H225V69H223V67L221 68H219L218 69V71L219 72H214L216 75H219L220 73V75H219V79H221V81H220V86L222 87H220V86H217V82L214 80V76L212 75V74H205V76L203 77L204 78V80H206V79H210L209 80V82H208V85H207V87H208V89L207 88H204L203 89V99H202V101L201 100H199V101H201L200 103L198 102V103H196L197 101H198V99H199V97L198 98H196L197 99V101L196 102H193V103H196V104H193V103H189V106L192 104L193 106L194 105H197V108L198 109H200V106H201V113H202V115H203V113L204 114H206V115H210L209 116V119H211V121H212V119H214V118H210V117H213V116H211V114H212V112L215 114V112H220V114H221V112L223 113L224 112V110H227L228 108L230 109H228V111L226 112H224L223 114L226 116H228L229 114L231 115L232 113H234V114H237V113H240V114H238V116H239V118H240V116H241V114L243 113L242 112V110L243 109H245V108H247L246 109V112L245 113H247L248 112V115L247 116H249L248 117V119H251L252 117H253V119H254V121H252L253 119H251V120H249V121H247V123H245V121H246V119H242V118H244L243 116H244V114L245 113H243L242 114V121L244 122L243 124H248V123H250L251 122V124H253V122H254V127H258V128H260V127H262L263 128V126H264V29L262 28V30L260 31L259 29H256V30H253ZM259 31L261 32V34H259ZM263 31V32H262ZM238 32V33H237ZM192 33V32H191ZM241 33V34H240ZM257 33V34H256ZM193 34H195L194 32H193ZM236 34V35H235ZM245 33H243V35H244ZM250 34H249V36H250ZM235 35V36H234ZM263 35V36H262ZM193 36V35H192ZM196 36H198V34L196 35ZM195 35L193 36V37H196ZM250 36V37H251ZM239 38L238 40H236L237 38ZM249 37V38H250ZM260 38V39H259ZM229 39V38H228ZM252 42H254V43H252ZM233 44V43H232ZM231 44V45H232ZM241 48V47H240ZM240 48H239V51H240ZM231 49V51L232 52H230L229 50ZM237 49V50H236ZM229 52H228V51ZM235 50V51H234ZM157 52V51H156ZM160 52V51H159ZM237 52V53H236ZM150 53V54H149ZM151 53L152 52H148V54H145V53H143L142 55L143 56H148V55H151ZM155 53V52H154ZM255 55H254V54ZM157 54L159 55V58H157V60H160V58H163L164 57V55H161L160 53H158L157 52ZM232 54V55H231ZM236 54H238V55H236ZM249 54H251L252 55V57H251V55H249ZM152 55H154V54H152ZM155 57H156V53H155ZM229 57V58H228ZM256 57V58H255ZM153 58V57H152ZM220 58V57H219ZM235 58H237V59H235ZM164 59V58H163ZM240 59H241V61H240ZM219 60V59H218ZM226 60V61H225ZM232 60V61H231ZM162 60H160L159 61V63H160V65H158V66H156V68H155V70H153V72H154V80H156L158 83H159V89H158V91H159V93H158V96H160V97H158L157 95H155L156 96V99H157V101L155 100H153L154 101V103H156V107L157 108H161L162 110H160L159 112H158V114H159V118H163V121L164 122H166L167 120L169 121V122H171L172 123V121H173V123L175 122V120H178V118H179V113L174 109V107L172 106V105H170L169 103H170V101L167 99L168 97H169V95H173V93L177 90L176 88V85H175V83H171V81L170 80H168V79H170L169 77H163V76H166V75H163V74H161V73H164L162 70H164V64H162ZM153 63V62H152ZM229 63V64H228ZM151 66V65H150ZM149 66V67H150ZM77 67H79V66H77ZM149 67H145V69H142V73L144 72V71H148V68ZM158 67V68H157ZM231 67V68H230ZM151 68V67H150ZM244 68H246V69H244ZM147 69V70H146ZM222 69V70H221ZM227 69V70H226ZM233 69H234V71H233ZM221 70V71H220ZM228 70H230V71H228ZM38 71H39V69H38ZM162 71V72H161ZM224 71V72H223ZM226 71V72H225ZM238 71H239V73H238ZM34 73V71H31L30 73ZM152 72V71H151ZM233 72H234V74H233ZM36 73V72H35ZM143 74H148V75H146L145 77H144V75H142V80H138V79H134L135 77V72L134 73H131L130 75V78L129 77H126V80L128 81V83H127V87H128V84L130 85V87L132 88V90L130 89V91H133V93H134V90L136 89V91H137V89H138V87H139V83L142 81L143 82V79H144V81L146 80L147 81V78L148 79H151L152 78V76H149V72H147V73H143ZM162 75V76H161ZM223 75V76H222ZM232 75V76H231ZM234 75V76H233ZM238 76V77H237ZM147 77V78H146ZM161 77H163V78H161ZM213 77V78H212ZM87 78V77H86ZM137 78V77H136ZM141 78V77H140ZM164 78H166V79H164ZM206 78V79H205ZM110 79V78H109ZM115 79H117V78H115ZM159 79V80H158ZM162 80V82H161V80ZM86 80V79H85ZM111 80H112V78H111ZM166 80V81H165ZM168 80V81H167ZM213 80V81H212ZM233 80V81H232ZM90 81L92 82V84L90 83ZM143 82V84L142 85H144V84H147V82ZM160 81V82H159ZM223 81V82H222ZM98 82V81H97ZM97 82L95 81V80H93V77H92V75H91V73H89V75H88V79H87V82L85 81V83H83L84 85H88L87 87H88V89H91L90 90V92H91V94H89V93H87L86 95V98H88V96H89V99L87 100V99H85L84 97H85V95L83 94V92L85 91V93H86V90H87V88L85 89V90H82L85 86H83L82 84H81V89H78L76 86H78V87H80L78 84L75 86V83H73V81H72V84H71V88L73 89H68V90H70L69 92H68V90L66 89V88H68L67 86L66 87H60L62 90H67L66 91V93L68 92V93H71L72 92V94L74 93L73 91H75V92H77V90H75L76 88L79 90V92L77 93V97L76 96H74L75 94H69L68 95V93L67 94H64L62 91H60V92H62L63 94L62 95H64V97H65V95H66V100H68V103L66 102V100H64L65 98L63 97L62 99H61V95H60V98L58 97L57 99H58V101H60L59 99H61V103H63L64 101V103H66V104H69V105H66V104H64L65 106V109H64V107L62 108L61 107V110H59V112H60V117H61V120L59 119L60 117H59V115L57 116V118L56 119H59V121L58 122H60L61 123V125H63V126H61V125H59L58 124V122H57V120H56V122H57V125H56V129L57 130H55V135H53L54 133H53V131L54 130H51V132L53 133V134H51V133H47V134H51L50 136H48V137H50L49 139H47V141H46V144H45V147H44V151L46 150L45 148L47 147V151L48 152H50L49 151V141H51V143H50V145H53L52 143H54L55 141H56V139L57 138H55L57 135H58V133H60V131H59V129L60 130H62L61 132L63 133H60L59 135H58V137H60V139L62 140L63 138V140L65 141H63L64 143L63 144H65V146H63L62 148H64V150H63V152H59V151H61V149L59 150L58 148H60L61 147V145H58L57 144V146H60V147H57V149L56 148H52L53 149V151L52 152H56V151H58V153H60V154H58V153H56V155L58 154V156H56V155H54V153H52L53 155H54V157L56 156V158H54V157H52V159H53V161H57L58 159H59V157L61 156V155H63L62 156V159H61V157H60V159L62 160V162L61 163H59V165H58V163L55 161V163H57V164H55L54 162V164L55 165H58V166H56V169L55 168H53V166L55 167V165L53 164V166H52V170H51V166H50V164H52L51 162H52V159H51V157H48L49 159H50V161L47 159V157L46 156H44L47 160H48V164H49V168H50V172H48V175H46V177L49 179V177H51L50 179L52 180H50L51 181V185H53L54 183H57V181L55 182V181H53L54 179L55 180H57V178H58V181H59V177L58 176H60V175H56L55 174V172L54 171H57V169H59L60 168V165H62V167H63V164H64V170H66V169H68L67 168V166H69V164H71L72 162H70V159H71V161H74L73 159H75V164H77L78 166H79V169H77V168H75L76 167V165H75V167L73 166L74 165V163H72V167L73 168H71V166H70V168L71 169H74V173L73 174H75V178H76V180L78 179V180H81L82 178L80 177V174H78V172H77V170H80V163L78 162L81 158H80V156H79V153L81 152V157H82V155L84 154V153H86L89 149H91L93 146H94V143L93 142H95V138H92L91 139V137L90 136H88V135H92L91 133H93V132H95V129H94V127L95 126H97L100 122L99 121H101V116L99 117L98 115H96L95 113H97V112H95V110H94V114H91V112L90 111H92L93 109H92V107H93V105L96 103V101H95V99H96V97L95 96H93V95H96L97 93H95V85L97 84ZM108 81H106V83H107ZM141 82V83H142ZM165 82V83H164ZM169 82V84H167ZM222 82V83H221ZM90 83V84H89ZM104 83H105V81H104ZM113 85V83H112V81H109L108 82V84L110 85V89L109 90H111V91H115L116 92V90H115V86L113 87V86H111V84ZM210 83V84H209ZM216 83V84H215ZM95 84V85H94ZM174 86V87H176V88H174L172 85ZM224 84L226 85V86H224ZM235 84V85H234ZM240 84H242V85H240ZM107 85V84H106ZM109 85L108 86H106L107 88H109ZM70 86V85H69ZM76 87V88H74V87ZM94 86V87H93ZM165 86V87H164ZM170 86H171V88H170ZM211 86V87H210ZM229 86V87H228ZM234 86V87H233ZM91 87V88H90ZM93 87V88H92ZM105 87V86H104ZM124 87H125V84H124ZM172 87L174 88V89H172ZM225 87H226V89H225ZM33 88H34V86H33ZM129 88V87H128ZM127 88V89H128ZM148 88H150L151 89V87H149V84H148ZM163 88V89H162ZM170 88V89H169ZM218 88V89H217ZM242 88V89H241ZM105 89V88H104ZM103 88H100L99 89V91L101 90V92H99L100 94H101V96L104 94V95H107V94H105V91L107 92H110L108 89L107 90H104ZM134 89V90H133ZM162 89V90H161ZM176 89V90H175ZM205 89L208 91V93L206 94L204 91H205ZM229 89V90H228ZM50 90V89H49ZM52 90V89H51ZM54 90V89H53ZM60 90V89H59ZM58 89H57V91H59ZM82 90V91H81ZM174 90V91H173ZM243 90V91H242ZM136 91H135V93H136ZM139 91V90H138ZM149 91V90H148ZM157 91V92H158ZM166 91H167V93H166ZM213 93H212V92ZM53 92H55V91H53ZM59 92V93H60ZM88 92H89V90H88ZM234 92V93H233ZM238 92H240L239 94L240 95H238ZM245 92V93H244ZM56 93H58V92H56ZM95 93V94H94ZM116 93H118V92H116ZM165 93V94H164ZM216 93V94H215ZM237 93V94H236ZM242 93V94H241ZM52 92H51V96H52ZM55 94V93H54ZM53 94V95H54ZM84 96H83V95ZM200 94V93H199ZM212 94H213V96H212ZM229 94V95H228ZM67 95H68V97H67ZM71 95V96H70ZM99 94H97V96H98ZM136 95H138V92H137V94ZM201 95V96H202ZM236 95V96H235ZM55 96H57V95H55ZM74 96V97H73ZM121 96V97H120ZM139 96H141V94L139 95ZM137 97L138 99L139 98H143V96L142 97ZM162 96V97H161ZM200 96V95H199ZM200 96V97H201ZM242 96V97H241ZM54 97V96H53ZM70 97V98H69ZM135 97V98H136ZM216 97H217V99L218 100H216ZM232 97H234L235 98V101H234V99H233V102H232ZM56 98V97H55ZM70 99V101H69V99ZM74 98H76V99H74ZM90 98H93V100H90ZM226 98V100H224ZM229 98H231V100H229ZM54 99V98H53ZM106 99H108V98H104V100L103 101H106ZM115 99H117V100H121V101H124L126 98L124 97V95L123 94H120V93H118L117 94V96L115 97ZM138 99H136L135 101H134V103H136L137 102V100ZM159 99V100H158ZM165 99V100H164ZM192 99V98H191ZM194 99V101H195V98H193ZM213 99H215L216 101H222V103L224 102L225 103V105H226V108L227 109H224L225 108V105H224V103H223V106H224V108H222L221 107V103L220 102H217V107H215L216 106V101L215 100H213ZM224 101H223V100ZM243 99V100H242ZM64 100V101H63ZM74 100H76V102H74L73 103V101ZM77 100H78V102H77ZM91 102H90V101ZM109 100V99H108ZM145 100H146V102H148V98L147 99H145V97L143 98V99H139L138 100V102L136 103L139 107H141V108H138L137 109V115H139V117L141 116V113H142V115L144 116H142V117H140V119L142 118L144 121H142V119L139 121V122H145V123H143V124H146V122H149L150 120H151V118L156 114V112H153L154 110H152L153 109V105H150V103H144L145 102ZM161 100V101H160ZM162 100H163V102H162ZM204 100V101H203ZM237 100V101H236ZM241 100V101H240ZM63 101V102H62ZM71 101H72V103H71ZM153 101L151 102V103H153ZM161 103H160V102ZM193 101V100H192ZM230 101L232 102L231 104L233 105H231V104H229L230 103ZM57 102V101H56ZM56 102H54L53 101V103H56ZM94 102V103H93ZM169 102V103H168ZM212 102H215V104L214 103H212ZM60 102H59V104H61ZM78 103V104H77ZM100 103V102H99ZM165 103V104H164ZM167 103V104H166ZM204 103V104H203ZM219 103L221 104V105H219ZM58 104V103H57ZM62 104V105H63ZM73 104V105H72ZM75 104H77L76 106H74ZM86 104V105H85ZM93 104V105H92ZM101 104V103H100ZM100 104L98 105V103L97 104H95V105H98V106H100ZM147 104H149V105H147ZM163 104V105H162ZM210 104V105H209ZM61 105V106H62ZM90 105H92V106H90ZM94 105V106H95ZM145 107H144V106ZM161 105V106H160ZM191 105V106H192ZM242 105V106H241ZM244 105H245V107H244ZM251 105H253V108H251ZM60 106V105H59ZM59 106H57V108L59 107ZM71 108H70V107ZM87 106H89V107H87ZM98 106H95V107H98ZM149 106L151 107L152 106V109L150 108V110H152L151 111V113L150 114H152V113H154V115L152 114V117L150 116V114L149 113H147L146 114V112H143V111H145L144 110V108H149ZM154 106V107H155ZM158 106H160V107H158ZM190 106V107H191ZM192 106V107H193ZM202 106H203V108H202ZM219 106H220V108H219ZM231 106V107H230ZM67 107V108H66ZM73 107V108H72ZM91 107V108H90ZM95 107H93L94 109H95ZM156 107H155V110H156ZM195 107V106H194ZM194 107L193 108H190L189 110H193L194 109ZM234 107V108H233ZM238 107V108H237ZM240 107H242V108H240ZM40 108H41V106H40ZM98 108H100V107H98ZM165 108V109H164ZM237 108V109H236ZM239 108L241 109V111L239 110ZM54 109V108H53ZM52 109V110H53ZM70 109H71V111L73 112V110L76 112H73V113H71L70 114ZM73 109V110H72ZM77 109V110H76ZM142 109V110H141ZM222 110V111H218V110ZM224 109V110H223ZM236 109V110H235ZM63 110V111H62ZM141 111V113H140V111ZM166 110V111H165ZM196 110V109H195ZM202 110L204 111V112H202ZM208 110V111H207ZM212 110V111H211ZM259 110H261V112L259 111ZM263 110V111H262ZM62 111V112H61ZM68 111V112H67ZM139 111V112H138ZM215 111V112H214ZM229 111H231V112H229ZM42 112V111H41ZM58 112V111H57ZM58 112V113H59ZM78 112V113H77ZM93 112V111H92ZM148 112V111H147ZM150 112V111H149ZM58 113H56V115L58 114ZM90 113V115H88ZM103 113H105V112H103ZM227 113V114H226ZM41 114V113H40ZM78 114V116L80 117V119L79 118H76V117H78V116H76ZM85 114H87V115H85ZM98 114V113H97ZM157 114V115H158ZM166 114V115H165ZM213 114V115H214ZM217 114V113H216ZM215 114V115H216ZM219 114V113H218ZM222 114V115H223ZM44 115H45V112H44ZM55 115V116H56ZM102 115V114H101ZM164 115V116H163ZM168 115V116H167ZM206 115H205V117H206ZM214 115V116H215ZM221 115V116H222ZM67 116V117H66ZM70 116H71V118H74V119H71L70 118ZM76 116V117H75ZM88 116V117H87ZM92 116V117H91ZM97 116H98V119H100V120H98L97 119ZM104 116V115H103ZM112 116H113V118H114V114H112ZM220 116V117H221ZM232 116H233V114H232ZM246 116V115H245ZM251 116V117H250ZM59 117V118H58ZM91 117V118H90ZM94 117H96V121H98L97 123H96V121L94 120ZM110 117H111V115H110ZM150 117V118H149ZM168 117V118H167ZM170 117V118H169ZM204 116L202 117V118H205ZM218 117H219V115H218ZM223 117V116H222ZM234 117V116H233ZM232 117V118H233ZM46 118H48V117H46ZM77 119V121H76V119ZM93 118V119H92ZM106 118V117H105ZM117 118L118 117H116L115 119H114V122L115 121H118L117 120ZM207 118V119H206ZM205 118V120H209L208 119V116ZM226 118V117H225ZM247 118V117H246ZM54 120H55V117L53 118ZM52 119V120H53ZM71 119V120H70ZM102 119H104V118H102ZM150 119V120H149ZM166 119V120H165ZM174 119V120H173ZM91 120H92V122H93V125H92V122H91ZM105 120V119H104ZM111 120H113V119H111ZM152 120H153V118H152ZM159 120V119H158ZM204 120V119H203ZM202 120V121H203ZM44 121L46 122V119H44ZM75 123V121H76V123L74 124V127L72 126V124H73V122ZM80 121H82V122H84V123H81ZM88 121H89V126L90 125H92L93 126V128L92 127H88L87 126V123H88ZM94 121H95V123H94ZM210 121V120H209ZM241 121V120H240ZM242 121H241V123H242ZM44 122V123H45ZM72 122V123H71ZM31 123V122H30ZM63 123V124H62ZM78 123V124H77ZM79 123L80 124H82V125H84V126H81V125H79ZM91 123V124H90ZM103 123H104V121H103ZM102 123V124H103ZM176 123V122H175ZM174 123V124H175ZM262 123V124H261ZM47 124V123H46ZM55 124V123H54ZM207 124V123H206ZM225 124V123H224ZM226 124H228V123H226ZM231 124V123H230ZM251 124H249V125H251ZM256 124V125H255ZM75 125H76V127H75ZM114 125H116V122H115V124ZM113 125V126H114ZM242 125V124H241ZM253 125H252V127H253ZM52 127H54L55 125H51ZM59 126H61L62 128H59L58 129V127ZM79 126H81V127H79ZM101 126H103V125H101ZM108 126V130H110V129H112V127H109V125L107 124V125H104L103 127L105 128V129H103V127H102V129H103V131L104 130H107V128L106 127ZM111 126V125H110ZM168 126H172V124L171 125H169L168 124ZM190 126H193L192 124L190 125ZM65 128V130H66V128L68 127V131H70L71 133L69 134V132H67V130H66V132H67V134L65 133V130H63L64 128ZM78 127V128H77ZM88 128L89 129V132H90V128H92L93 130V132H90V134L88 133V129L86 130L85 128ZM183 127V126H182ZM51 128V127H50ZM83 130H82V129ZM169 127H166L165 128V132H163L162 133V135H164L162 138H164V139H162V140H164V141H162V144L160 145V146H163L164 147V149H165V142H166V149L168 148V150L169 149H171L170 151H172V150H174L173 148H175V147H173V143H175L176 144V142H177V137L174 135V134H172V130L170 131V132H168V130H170L171 128H169ZM184 128H186V126H184L183 127V129ZM191 128V127H190ZM188 128L189 130H186L187 131V135H189L188 137H186V136H184V139H185V137H186V139L188 138L189 139V141H190V138H192L193 137V143H191L190 145L191 146H193V144H194V148H195V150H196V152H195V150H193L192 148H191V146H190V148L196 153V155L194 156L193 155V153L191 152V150L188 152V150H187V148H186V152L185 153H183L184 154V156H183V154H181L182 155V157L184 158V157H187L188 158V156H189V158L191 159V158H193V159H195L196 158V156H197V153L198 152H200V150H201V153L203 154L204 152L202 151V149L205 147V146H207V148H209L210 146H209V144H206V143H208V142H203L204 141V139H202L201 140V138L199 139L198 137H202L201 135L199 136V134L196 132V134H198V137H197V135L194 133V135H193V133H191L192 131H190V130H193V128ZM23 129V131H25L24 130V128H22ZM22 129H21V131H22ZM26 129V128H25ZM79 130V131H77V130ZM82 131H81V130ZM85 129V130H84ZM101 129V128H100ZM101 129V130H102ZM183 129L181 128V129H179V131H180V134H181V137H182V133H181V130H182V132H184L185 131V129H184V131H183ZM19 130V129H18ZM76 130V131H75ZM101 130H100V133L99 134H101L102 132H101ZM164 130V129H163ZM195 130H197V128L195 129ZM252 130H254L253 128H252ZM262 130V129H261ZM48 131H49V129H48ZM47 131V132H48ZM56 131H58L57 132V134H56ZM80 131H81V135L79 134L80 133ZM85 131V132H84ZM186 131L184 132V133H186ZM189 131H190V133H189ZM255 131V130H254ZM99 132V131H98ZM107 132H112V131H107ZM193 132H195V131H193ZM259 132V131H258ZM261 132V131H260ZM262 132H264V131H262ZM88 133V134H87ZM109 133H106V131L102 134V137H104L105 135H106V137L107 138H109V136L107 135V134H109ZM167 133H169V134H167ZM201 133V132H200ZM11 134V135H14V132L11 130V131H9L8 133H7V136H8V139L9 140H11V141H14V139H15V136H16V139H18L17 137H21L22 135H20V134H18V135H20V136H18V135H14V138H13V136H11L12 137V139L10 138V136L9 135ZM72 134V135H71ZM76 134V135H75ZM105 134V135H104ZM251 134H253V132L251 133ZM257 134V133H256ZM259 134V133H258ZM262 134H264V133H261L260 135L262 136ZM53 135V136H52ZM67 135V136H66ZM70 135V136H69ZM73 135H75V136H77V135H79V137H81V138H83L82 140H81V142H80V140H79V138H77V137H75V136H73ZM85 135H87L86 136V138L84 137ZM110 135V134H109ZM112 135H115L116 136V134H111L110 136H111V138H109V140L111 139V141H113V143L115 142V143H117V137L118 136H113L114 138V140H116V141H114L113 139H112ZM171 135H173V136H170ZM186 135V134H185ZM203 135V134H202ZM259 135V136H260ZM71 136H73V137H71ZM93 136V135H92ZM146 136V135H145ZM204 136V135H203ZM250 136H252V135H250ZM258 136V135H257ZM256 136V137H257ZM258 136V137H259ZM54 137V138H53ZM68 137H70L72 140L68 143ZM75 137V138H74ZM87 137H89V138H87ZM94 137V136H93ZM101 137V136H100ZM100 137H99V135H98V137H96V139L98 140V141H100V140H102L103 141V139H100ZM166 137V138H165ZM167 137H169L168 139H167ZM173 137H174V140H170V139H173ZM195 137V138H194ZM196 137L198 138V140H196V142H195V139H196ZM205 137V136H204ZM67 140H66V139ZM80 138V139H81ZM107 138H104V139H107ZM121 138V137H120ZM142 137H140V139H141ZM144 138V137H143ZM146 138H147V136H146ZM152 138V137H151ZM176 138V139H175ZM179 138V137H178ZM203 138V137H202ZM254 138V137H253ZM261 137H259V139H260ZM15 139V141L16 142H18L17 140ZM54 139H55V141H54ZM59 139V140H60ZM84 139H87V142H86V140L85 141H83ZM100 139V140H99ZM129 139V138H128ZM140 139H138V140H140ZM145 139V138H144ZM143 139V141H144V144H145V140ZM153 139V138H152ZM165 139H167V140H165ZM184 139L183 140H181V141H184ZM186 139H185V142L187 143V141H186ZM91 140V142H92V145L91 144H89V143H91V142H88V141H90ZM108 140V141H109ZM119 140V139H118ZM123 140V139H122ZM148 140V139H147ZM146 140V141H147ZM151 140V139H150ZM150 140H149V142H150ZM159 140H160V137H159ZM158 140V142H160L161 143V141H159ZM176 140V142H174ZM205 140H206V138H205ZM21 141V142H20ZM54 141V142H53ZM66 141H67V143H68V145H66ZM73 141H75V143H73ZM76 141H78V142H76ZM83 141V142H82ZM101 141V142H102ZM125 141V140H124ZM129 141H130V139H129ZM141 141H142V139H141ZM169 141V142H168ZM172 141V142H171ZM199 141H201V142H203L204 144H206V145H200V144H203V143H200ZM257 141V140H256ZM48 142V143H47ZM60 142V141H59ZM58 142V143H59ZM79 142H80V144L82 145V147H84V148H86V150L87 151H85V150H83L82 149V151L80 150V152H79V150L78 149H80L81 148V145L79 144ZM85 142V143H84ZM120 141H118V143H119ZM131 142H132V140H131ZM130 142V143H131ZM140 142V141H139ZM151 142H154L153 140L151 141ZM150 142V143H151ZM163 142H164V144H163ZM19 145H23V148L21 149L20 147H19V145H18V147H19V153H20V155L21 156H23V155H25L24 156V158L23 157H21V156H19L18 155V157H17V159H16V161H15V163L20 159V157H21V159L19 160V161H24V162H26V164H24V162H23V165L21 164V162L19 163V161L17 162L19 165H22L21 167L23 168V173L22 174H24V171L26 172L25 174H26V176H25V174L24 175H22L21 174V167L19 168V165L17 164L16 165V167H18V170L14 167H12V169H14V170H12L11 168H10V171L7 173V174H5V176H6V179H5V177L3 178L4 180H1V183H0V188L2 187L3 188V186H5V188L9 185V191L11 192L12 191V187H14V191L16 190V193L15 194H17L19 191L21 192L23 189H22V187L25 185L26 186V189H27V191L31 194V195H33V197L32 198H34L37 202H38V198H39V196H38V198H37V196H36V194H39L40 195V197L41 198H43L44 199V202H42L43 204H46L47 205V203L50 201V199H47V198H49L48 196H47V198L46 197H44V196H42V193H43V191H42V189H41V187H42V185L40 186V188H39V186H35L36 188H34V186H32V184H30V183H32L34 180V182H33V184H37V183H39V182H42V183H44V182H46L47 183V178L44 176V174H46L47 173V167H48V164H47V161L45 162V161H43L42 159H41V161H43V162H41V163H38L37 165L39 166H37V167H33V164L31 165V163H30V161H31V157H30V155H29V153H26V150L28 151V149H27V146H25L23 143H22V140L20 139L19 140ZM61 143V142H60ZM59 143V144H60ZM79 144V146L80 147H78L77 145ZM82 143H84V144H89L90 145V148H89V145L87 144L86 145V147H85V145L84 144H82ZM96 143V142H95ZM105 143V145H107V140L104 142ZM112 143V142H111ZM110 143V141H109V144H111ZM117 143V145L116 144H113V146L115 145V146H117V147H115L114 146V148H117L118 149V153H120L119 151H121L120 150V148L122 149L123 147L122 146H124V145H121L120 146V144H122V142H120L119 144ZM128 142H126V144H127ZM133 143V142H132ZM131 143V144H132ZM141 143V142H140ZM138 144L139 146H140V148H141V150H143L142 151V153L144 152V155L145 156H143L144 158H140L141 156H142V153H141V150L139 151V149H138V147H137V150L136 149H134V150H136L135 152H133V153H135V155H139V154H141V156L138 158V156H135V159L136 158H138L139 159V161H137V159L136 160H133V161H131L134 165L136 164H138V163H135L136 161L137 162H142V164L143 165H137L136 166V168H135V166L134 165H132L131 164V166H130V168H128L127 166L128 165H130L129 164V160L128 159H132V158H128V156L126 155V152L127 151H125V154H124V149L125 148H123V153H121V154H118L117 152L116 153H114V154H112V156L114 155V156H116V157H118V158H122L124 155H126V157L125 158H127V160L128 161H125L126 163V167L125 168H123V169H125V170H123V169H121V165H122V161L125 159L124 157L122 158L123 160L120 162V164L118 163V160H121V159H117L116 160V163L118 164H116L115 162H113L114 160H112L111 161V163H113L114 165H112V166H110L111 168H114L113 166H115L116 168H114V169H111L110 167L109 168H107L110 164V162L108 161H106V159H104V158H107L108 157V155H106L107 153V151H108V149H106L108 146H105L104 144H102V146L104 145L106 148L104 149L102 146H100L101 144H98V147H99V149H103V152L100 150V152L99 153H101L102 155H103V153H106L105 155L107 156V157H105V155H104V157L102 158V160H104V161H106L105 162V164H103V166H105V168L106 169H104V167H102V160H101V164L100 163H98L99 161L97 160V157H95V155H98V154H95V153H97L95 150V152H94V157H93V159H94V161L95 160H97L96 162L103 168V170L105 171H109L108 173L105 171V174H110V176H111V174H112V178H110V176H108L107 177V179L108 178H110V182L111 183H109L108 181H106L107 183H109V184H111L110 186H111V189H110V186L108 185V187H109V191L110 192H107L108 191V187L106 186V184H105V189L107 190L106 192H105V195H107V196H105V197H102L101 195L99 196L98 195V189H99V187H101V185H100V183H98L97 182V186H99L98 187V189H97V186H96V189L98 190V191H96V189L93 191L94 193V195H96V197H99L98 199L100 200V202H98L99 200L97 199V198H95L96 200H98V201H93V205H94V203H96L94 206L92 205V202L90 201L92 198L94 199V195L92 196V198H89V201H87V202H91V204L90 205H88V203L86 202V204H84L85 203V201H84V198H81V196L83 195H81V192L83 193V191L84 190H82V191H80V189H83L82 187L84 186V184H82L81 183V181L83 180H81L80 182L79 181H77V182H79L80 184H79V187H80V189H78L77 191H78V194H77V192H75V195H73V193H71L70 192V190L68 189V186H67V189L69 190V191H67L68 193V197H69V195H70V197L69 198H66L67 197V195L64 193L65 192V190L63 189L62 191H64V192H61V195H63V194H65V195H63V196H65V197H63V198H65L64 200H67V205H68V207L67 206H65V204L63 203V205L65 206V207H67L68 209H69V211L67 210V214L66 213H64L63 214V217L65 216V214L68 216H70V218H68L67 216H65V217H67L68 218V221H69V223H71L72 225L70 226V224L68 223V221H66L65 220V225H66V222L68 223L67 225H66V228L65 227H63L64 226V224H60L59 223V219L60 218H58V214L59 213H55L54 211L57 209H55L53 212L52 211H50V212H52L53 213V215L55 216V214H56V224H57V222H58V225L57 226H59L58 228H59V231H61L60 233H58V231H57V229L58 228H55V227H53V229L52 230H54V228L56 229L54 232H55V235H54V232L53 231H50V232H48V233H46V232H44V233H46V234H44V235H46V238H48L49 239V237H50V242H47L48 243V246H49V244L50 245H52L53 244V246H54V248L56 249H54V251H56L55 253H53L52 255H54V256H56V257H52L51 256V254L49 255L48 253H51L50 251L52 250V247L50 248V251H48V249H45L44 247H43V249L41 248L42 246H41V244H40V246H39V248L41 249V251H42V253H43V250L45 249V251L47 250L48 252H45L44 251V253H46V255L45 254H42V253H35V254H32V253H30V255H32V257L33 258H30L29 260H25V264H55V263H53V262H56L55 261V259L56 258H58V260L57 261H59V259L61 260L62 259V257L66 254H63V256L61 257V256H59V257H61V258H59L58 257V255H59V253L61 252L62 253V248L64 249V246L62 247V246H60V245H63V243H66L67 241H70V239H71V243H70V245H71V247L73 248V251H74V253L75 252H79L78 254H79V256H78V261L77 260H74V259H70L71 260V263H70V261L68 262V264L70 263V264H83V263H87V264H94L95 262V264H101V263H103V264H160L159 263V261L161 260V258H163V260H165L166 261V257H164V251L166 250V253L168 254V256L169 257H171L172 258V256L174 255V252L176 253V255H174L173 256V258H174V260H173V258L172 259H170V262L169 261H167V262H169V264H181L180 263V261H183V262H185V264H190V263H188L189 261L191 262V264H195L196 262V264H210V262L209 263H207V261H211V260H214V261H216L215 260V258L213 259V257H215L216 256V258H217V260L219 259H221L220 261L222 262V259H223V261H225V262H223V263H221L219 260V263H221V264H229L227 261L229 260L228 258H227V256L230 254V252L229 251H231L232 249H229V251L227 252V251H225V249L227 250V248H228V245H229V248H231L230 246H232L231 245V243H235L236 242V240H234L236 237H234V236H232V239H230V238H227L228 239V241H226L225 240V242H223V241H221V242H223L224 243V246H226V248L225 247H223V245H222V243L221 242H219V237L217 238L216 237V235L218 236L219 235V232H218V230H219V228L220 227H217L218 225L217 224H219L220 223V219L219 218H217V217H215V215L216 214H219V213H223V212H221V211H223L224 210V212H225V208L227 207V206H225V208L224 207H222V205L225 203V201H224V199H221L220 197H222L221 195H223L222 193H220V194H215L216 192H214V194L212 195L211 194V190H212V188H210V186H209V184L208 185H205V184H207V181H208V179L207 178H205L206 177V171L204 170V169H202L201 171L199 170V169H196L195 168V166H197V165H193L194 167L193 168H195L196 170H194L191 166H192V164H193V161L194 160H191L190 162H191V166H189L190 165V162H189V164H186L187 166H188V168H187V166L185 165L184 166V168H183V170L181 171V173L183 174V172H185V167L188 169V171L186 172V173H188L187 175L186 174H183L182 176L181 175H178L177 176V181L176 180H174V179H176V177H175V175H172L175 171H176V169L173 171V172H170V171H172V169L174 168V164H172L173 162L172 161H170L169 159H172V158H174L175 157V159L177 160V158H176V155H175V152L173 153V151H172V153L169 151V153H171V155L169 154V153H167L168 154V156L170 155V157L171 158H169L168 156H167V154H166V156H164V157H162V158H164V159H167V161L170 163V162H172L171 164L173 165V168L170 166L171 164H169L168 162V164L166 163V161H164V159L162 160V159H160V160H158L159 158V155L157 156L156 155V150H158V148L157 147H155L156 145H158L157 144V140H156V144L155 145H152L151 147H149V148H147V146H144L143 144L141 145V144ZM159 143V144H160ZM183 143V142H182ZM108 144V145H109ZM124 144H125V142H124ZM149 144V143H148ZM154 144V143H153ZM170 144V145H169ZM199 144V147L200 146H202V149L200 148V150H199V148L196 146V145H198ZM21 145V146H22ZM135 145V144H134ZM145 145H147V143L145 144ZM182 146L183 145H185V143L184 144H181ZM17 146V145H16ZM24 146H25V148H24ZM69 146V147H68ZM76 146V147H75ZM112 145H110L108 148H110L111 147V149H109V151H114L113 150V147ZM174 146H176V145H174ZM181 146V147H182ZM186 146V145H185ZM198 148H196V147ZM52 147V146H51ZM74 147V148H73ZM78 147V148H77ZM118 147H120V148H118ZM133 147H135V146H133ZM159 147V146H158ZM163 147L160 149V147H159V150L160 151H157V153H161L162 155H165L164 154V152H161V150L163 149ZM171 147H173V148H171ZM184 147V146H183ZM182 147V148H183ZM68 148V150L67 151H65L66 149ZM70 148H71V151H70ZM73 148V149H72ZM76 148H77V150H76ZM95 148H96V145H95ZM128 148V153L127 154H129V156H130V154H131V150L133 151V148L129 151V148L130 147H127ZM151 148V149H150ZM156 148V149H155ZM181 148V149H182ZM185 148V147H184ZM21 149V150H20ZM25 149V150H24ZM94 149V148H93ZM98 149V150H99ZM117 149L115 150V151H117ZM165 149V150H166ZM23 150H24V152H25V154H24V152H23ZM51 150V149H50ZM56 150V151H55ZM92 150V149H91ZM90 150V151H91ZM97 150V151H98ZM107 150V151H106ZM126 150V149H125ZM155 150V151H154ZM167 150V151H168ZM199 150V151H198ZM204 151H205V149H203ZM207 150V149H206ZM210 150V149H209ZM209 150H207L208 152H209ZM42 151H43V149H42ZM68 151H70L71 152V154H72V152H73V154L71 155L70 154V152H68ZM74 151H75V153L76 154H78V158L76 157V158H73V157H75L74 156ZM106 151V152H105ZM108 151V152H109ZM111 151V152H112ZM114 151V152H115ZM151 151V152H150ZM152 151H154V152H152ZM180 151H183V149L182 150H180ZM207 151H205V153L204 154H206V152ZM21 152H22V154H21ZM29 152V151H28ZM46 152V151H45ZM48 152H46V153H48ZM68 153V154H70L72 157H69L68 156V154H65V153ZM78 152V153H77ZM82 152H84V153H82ZM89 152V151H88ZM87 152V153H88ZM92 153H93V151H91ZM91 152H89L88 154L89 155H86V154H84L83 156L85 157V155H86V157H88V159H90L89 160V162H91V161H93L92 160V157L90 156V153ZM137 152V153H136ZM139 152V153H138ZM150 152V153H149ZM190 152L192 153V154H190ZM43 153V152H42ZM51 153V152H50ZM49 153V154H50ZM91 153V154H92ZM132 153V154H133ZM166 153V152H165ZM186 153L188 154V155H186ZM44 155H45V153H43ZM75 154V155H76ZM108 154H110V152L108 153ZM116 154H118V156L116 155ZM131 154V155H132ZM147 154H148V156H147ZM160 154V155H161ZM200 154V153H199ZM203 154V155H204ZM28 155H29V157H30V159L28 158ZM46 155H48V154H46ZM52 155V156H53ZM123 155V156H122ZM174 157H173V156ZM186 155V156H185ZM67 158H66V157ZM99 156V155H98ZM112 156H109L108 158H109V160H111V158H112ZM120 156V157H119ZM122 156V157H121ZM156 158H155V157ZM192 156H194V157H192ZM205 156V155H204ZM203 156V157H204ZM44 157H42V154H41V157L40 158H43L44 159ZM111 157V158H110ZM116 157H115V159H116ZM131 157V156H130ZM133 157H134V155H133ZM166 157H168V158H166ZM199 157V158H198ZM201 157V155H199V156H197V159L199 160V159H201L200 158ZM23 158V159H22ZM64 158V159H63ZM70 158V159H69ZM99 158H101V157H99ZM98 158V159H99ZM108 158H107V160H108ZM151 158H152V161H151ZM185 159L184 161H186L187 163H188V161L190 160H188V159ZM26 159H29V160H26ZM45 159V160H46ZM67 159V160H66ZM77 159V160H76ZM82 159H84V158H82ZM87 159V160H88ZM114 159V158H113ZM141 159V160H140ZM145 159V160H144ZM154 159V160H153ZM202 159H204V158H202ZM201 159V160H202ZM64 160V161H63ZM84 160H86V158L84 159ZM126 160V159H125ZM157 162H156V161ZM173 160V159H172ZM66 161H68V162H66ZM162 161H164V164H163V162ZM195 161H197L196 159H195ZM27 162H28V164L32 167H30V166H28V164H27ZM85 162V161H84ZM96 162H94L95 164H96ZM159 162H160V164L162 165H160L159 166ZM197 162H199L200 163V160L199 161H197ZM197 162H195V163H197ZM204 162V161H203ZM45 165H44V164ZM68 163V165H66V164ZM86 163H88V162H86ZM92 163V162H91ZM90 163V164H91ZM107 163V164H106ZM176 163V162H175ZM201 163H202V161H201ZM81 164H82V162H81ZM91 164L90 166H89V164L87 165V166H89V168L87 167V170H86V174H84V175H90V174H94L95 172H96V174L98 175L97 177H101L102 175H101V167L98 165V164ZM128 164V165H127ZM165 164H167V165H165ZM177 164H178V161H177ZM198 164V163H197ZM202 164H204V163H202ZM201 164V165H202ZM41 165V166H40ZM84 165H85V163H84ZM108 165V166H107ZM164 165L165 166H167L168 167V169H169V171L166 169L167 167H165L164 168V170H163V168L162 167H164ZM28 166V167H27ZM46 168V173H45V169H44V167ZM47 166V167H46ZM77 166V167H78ZM94 166V168H91V167H93ZM97 166V168H99V170H100V172L98 173V171L99 170H97L96 171V169H95V167ZM99 166V167H98ZM118 166H120V167H118ZM138 166L140 167V168H138ZM158 166L159 167H161L162 169H160V168H158ZM178 166H180V165H178ZM182 166V165H181ZM198 166H200L199 164H198ZM198 166H197V168H198ZM203 166H205V164L203 165ZM203 166H201V167H203ZM24 167L26 168L25 170H24ZM30 167V168H29ZM42 168L43 167V170L42 171H40V169L39 168ZM61 167V169H63ZM123 167H124V165H123ZM155 167H157V168H155ZM183 167V166H182ZM182 167H180L181 169H182ZM189 167H191L190 169H189ZM27 168H29V170L31 169L32 171H30L31 173H29L28 171L29 170H27ZM118 168V170H116ZM133 168H135V169H133ZM175 168H177V172H179L180 170L178 169L179 167H176V164H175ZM37 169V171H35ZM38 169H39V172H38ZM71 169H70V171H71ZM77 169V170H76ZM91 169V170H90ZM109 169H111L112 170V172H114V173H112L111 172V170H109ZM131 169V170H130ZM137 169V170H136ZM159 170L160 169V172H161V170H163L164 172H161V173H158L159 171H157L156 172V170ZM166 169V170H165ZM33 170H34V172L35 173H37V175L33 172ZM94 171V173H92L93 171ZM102 170V171H103ZM115 170V171H114ZM121 170H123V171H120ZM200 171V173H198L199 171ZM43 171H44V173H43ZM52 171L54 172V174H55V177H54V174L52 173ZM68 171V170H67ZM70 171H69V173L68 174H70ZM82 171V170H81ZM87 171H88V174H87ZM129 171H130V175H129ZM194 171V172H193ZM15 172H17V173H15ZM43 174H42V173ZM59 172H60V174H61V176H63L64 174H62V172L63 171H59L58 170V172H56V173H58L59 174ZM77 172V173H76ZM117 173V175H116V173ZM135 172H136V174H135ZM196 172H197V174H196ZM206 173V174H204V173ZM9 173H11V174H9ZM19 173V174H18ZM27 173H29L28 175H27ZM39 173H41V174H39ZM52 173V174H51ZM63 173H65V172H63ZM121 173V174H120ZM123 173V174H122ZM167 177V178H165V179H167L166 181L163 179V181H162V177H161V175H163V174ZM169 173H172V174H169ZM193 173H195V174H193ZM14 174V175H13ZM19 176H18V175ZM21 174V175H20ZM34 174L36 175V176H34ZM83 174V173H82ZM114 174V175H113ZM128 174V175H127ZM132 174V175H131ZM160 174V175H159ZM166 174H168V175H166ZM179 174H180V172H179ZM198 174H201V175H198ZM204 176H203V175ZM9 175H11V176H9ZM51 175H53V176H51ZM66 175V174H65ZM64 175V176H65ZM76 175H78V176H76ZM101 175V176H100ZM116 175V176H115ZM174 176V178L172 177V176ZM176 175H177V173H176ZM0 176H2V175H0ZM4 176V175H3ZM10 178L8 181H7V179H8V177ZM13 176V177H12ZM14 176H17V177H14ZM22 176H24V177H22ZM49 176V177H48ZM61 176H60V178H61ZM81 176H83V175H81ZM96 176V175H95ZM103 176H104V174H103ZM122 176H124V177H121ZM128 176V177H127ZM129 176H131V178L129 177ZM164 176V177H165ZM168 176L170 177V178H173V179H170L169 180V178H168ZM181 178H180V177ZM187 176V177H186ZM189 176V177H188ZM20 177L22 178V179H25V180H22V179H20ZM26 177V178H25ZM31 177H33V178H31ZM43 177V178H42ZM53 177H54V179H53ZM73 177H74V175H73ZM78 177V178H77ZM84 177V176H83ZM87 177H89V176H87ZM91 177H93V176H91ZM115 177V178H114ZM117 177V178H116ZM190 177H192L191 179H190ZM202 177H203V179H202ZM208 177V176H207ZM13 178H14V182L15 181H17V179H19L17 182H16V184H18V185H16L15 183H13L12 181H13ZM35 178V179H34ZM36 178H37V183H35L36 182ZM67 178H71L72 179V181H73V178H72V174H71V177L69 176V177H67ZM75 178H74V180H75ZM81 178V179H80ZM113 178L115 179V180H113ZM130 178V179H129ZM158 178V180H156ZM159 178H160V180L162 181V183L164 182V184H162L160 181H159ZM184 180H183V179ZM189 178V179H188ZM0 179H1V177H0ZM12 179V180H11ZM29 179V180H28ZM33 179V180H32ZM46 179V181H43V180H45ZM89 179H92V178H90L89 177ZM179 179H181V180H179ZM185 179H187V183H186V188H184V182H185ZM196 179V181H194V180ZM198 179V180H197ZM85 180H86V177H85ZM84 180V181H85ZM101 180H102V177H101ZM173 181L174 180V182L176 181L177 182V184L175 183V184H172V182H171V184H169V182H167V181ZM191 180H193V182L194 183H196L195 184V187H194V183L193 182H191ZM21 181L22 182H24L23 184H19V183H21ZM27 181V182H26ZM49 181V182H50ZM63 181V180H62ZM67 181V180H66ZM90 181H93V179L92 180H90ZM95 181H98V180H95ZM100 181V180H99ZM114 181V182H113ZM119 181V182H118ZM159 181V182H158ZM181 181V182H180ZM2 182H3V184H2ZM26 182V183H25ZM52 182H54V183H52ZM64 182V181H63ZM68 182V181H67ZM71 182V181H70ZM74 182V181H73ZM83 182V181H82ZM100 182H102V181H100ZM116 182V184L114 185L113 183H115ZM154 182H155V184H162L163 186H165V187H163V188H165V190L160 186V185H155L154 184ZM173 182V183H174ZM190 182V183H189ZM210 182V181H209ZM7 183V184H6ZM12 185H14V186H11L10 184ZM167 183H168V186H170V187H168L167 186ZM183 185H181V184ZM184 183V184H183ZM5 184V185H4ZM40 184V183H39ZM39 184H37V185H39ZM45 184V183H44ZM48 185V183L47 184H45V185H43L44 187L46 186V187H48L49 186V188H50V186L51 185ZM66 184V183H65ZM68 184V183H67ZM72 184H75V183H72ZM180 184V185H179ZM189 184H192V185H189V189H190V186H192V188L194 189H188L187 187H188V185ZM202 184V185H201ZM22 185V186H21ZM87 185V184H86ZM89 185V184H88ZM95 185H96V182H95ZM175 185H177L176 187L177 188H179V186H180V190H178V189H176L175 188ZM19 186H21V188H20V190H19V188H17V187H19ZM24 186V187H25ZM76 186V185H75ZM74 186V187H75ZM82 186V187H81ZM103 186V185H102ZM114 186V187H113ZM45 187V188H46ZM55 187H56V184H55ZM64 187V186H63ZM70 187V186H69ZM72 187V186H71ZM73 187V188H74ZM77 188H78V186H76ZM89 187V186H88ZM159 187V188H158ZM161 187V188H160ZM182 187V188H181ZM202 187V188H201ZM204 187V188H203ZM207 188V190H206V188ZM209 187V188H208ZM1 188V189H2ZM49 188H47L46 190L47 191H49L48 189ZM53 188V187H52ZM72 188V189H73ZM85 188V187H84ZM92 188H93V185H92ZM113 188V189H112ZM168 188H169V190H168ZM185 190H184V189ZM195 188H197V189H195ZM201 188V189H200ZM221 188V187H220ZM8 189V188H7ZM5 190L4 188H3V193L5 194L6 192H9L8 190ZM37 189L38 190H40V191H42V193L40 192V191H37ZM60 189H62V188H60ZM66 189V190H67ZM87 189V188H86ZM102 189V188H101ZM103 189H104V186H103ZM102 189V190H103ZM118 189H119V191H118ZM121 189V190H120ZM164 191H163V190ZM168 191H170V192H167V190ZM187 189V190H186ZM214 189L215 188H213V190L212 191H214ZM217 190V193H218V191L220 192V191H222L221 189H219V188H216ZM17 190H19V191H17ZM46 190H45V192H46ZM60 191L59 189H56V191ZM73 190H75V189H73ZM92 190V189H91ZM112 190V191H111ZM118 191V193H117V191ZM177 190L180 192V195H178L177 193ZM197 190V191H196ZM198 190H201V191H198ZM206 190V191H205ZM261 190V189H260ZM53 190L51 189L50 190V192H52ZM54 191H55V189H54ZM104 191V190H103ZM115 191V192H114ZM177 193H176V192ZM192 191V192H191ZM10 192L9 193H7L9 196H13V197H15V199L16 198H20V200L24 203H26V200H25V198H24V195H25V197H26V195H27V192L25 191V193H23V195H21L20 196V193H19V195L16 197V195L14 194V192H13V194H10ZM69 192L72 194V196H71V194H69ZM79 192H80V197H79ZM85 192H86V190H85ZM166 192V193H165ZM184 194H183V193ZM188 192V193H187ZM189 192H191V193H189ZM12 193V192H11ZM55 193H57V192H55ZM104 193V192H103ZM113 193H114V195H113ZM170 193H172V197H171V194ZM207 193V194H206ZM48 194V193H47ZM51 194V193H50ZM60 194V193H59ZM57 195V194H55V195H57V199L59 198V200L62 198V196L61 195ZM85 194V193H84ZM108 194H110V195H108ZM167 194H169V196L171 197V198H175V194H177V196H178V198H177V200L175 199L174 200V198L172 199V201L174 200V201H176L174 204H173V202L171 201V200H169V196L167 195ZM187 194V195H186ZM189 194H191V196H193V199H191L192 197H189ZM0 195H2V192L0 191ZM6 195V194H5ZM5 195H3L4 196V200H6V201H4L3 202V199L1 200V198H0V209H2L1 211H0V220H1V224H0V228H1V230H6V231H1L0 230V248H2L1 250H2V254H1V251H0V257H1V264H24V259H26L27 258V256L29 255V252H31V249H32V247H33V250L34 249H36L37 247H38V245H37V240H39L40 238H38V237H40L41 236V234H40V232H39V234H38V231H40L39 229H38V231H34V230H36L38 227L36 226V228H35V226L34 225H36L38 222L36 221V219L38 220V218L39 217H41V218H43L42 220H44L43 222H45V221H47L46 220V217L44 216V213H43V211H41V215L38 217V218H35V220L33 219V217H32V220L31 219H29V224H27L26 225V227H25V230H20L22 227H23V223L21 224V223H18V224H20V225H22L20 228H18L19 227V225H18V231H17V229H15L14 231L12 230V228H13V226H15V224L17 225V220H16V222H14V223H11L10 221H12L13 220V218L14 217H11V215H14L13 213L11 214L10 213V210H9V208H7V209H4V208H6V206L8 207V205H7V203H9V202H12L10 199H12L13 197H9V196H5ZM44 195H45V193H44ZM52 195V194H51ZM51 195H50V197H51ZM113 195V196H112ZM157 195H161V196H158L157 197ZM174 195V196H173ZM202 195V196H201ZM209 195V196H208ZM264 195V194H263ZM27 196H29V195H27ZM36 196V197H35ZM59 196H61V198L59 197ZM74 196H76V197H74ZM104 196V195H103ZM111 196V197H110ZM181 196V197H180ZM187 196H188V198H189V200H187ZM195 196V197H194ZM205 196V197H204ZM206 196L208 197V198H206ZM225 196H226V194H225ZM1 197V196H0ZM5 197H9V198H5ZM31 197V196H30ZM29 197V198H30ZM54 197V196H53ZM52 197V198H53ZM54 197V198H55ZM79 199H78V198ZM107 197V198H106ZM109 197V198H108ZM253 197H254V195H253ZM37 198V199H36ZM41 198H39V200H43V199H41ZM45 198H46V201H45ZM51 198V199H52ZM56 198H55V202H57L56 201ZM72 198V199H71ZM82 199V201H84V202H82L81 201V199ZM101 198H102V200H104V201H102L101 200ZM105 198V199H104ZM113 198V199H115V200H111V199ZM117 198V199H116ZM195 198V199H194ZM211 198H212V200H211ZM223 198V197H222ZM251 198V197H250ZM249 198V199H250ZM9 201H8V200ZM73 199H74V201H75V199H76V201L75 202H72L73 201ZM159 199H161L160 201H158ZM184 199H186V200H184ZM248 199V200H249ZM252 199V198H251ZM258 199V198H257ZM260 199H261V195H260ZM54 200V199H53ZM63 199H61V202L60 201H58V202H60L59 204H61L62 203V201H64ZM108 200V201H107ZM110 200H111V202H110ZM156 200H157V202H156ZM245 200V199H244ZM243 200V201H244ZM256 200V199H255ZM17 201H19V200H17ZM16 200H15V205L17 206V202ZM31 201L33 202L34 200L33 199H31ZM31 201H29L28 200V202H30V203H28V205L29 204H31L32 202ZM41 201H39V204H41ZM70 201V202H69ZM79 201H81V202H79ZM171 201V202H170ZM180 203H178V202ZM203 201V202H202ZM235 201V200H234ZM242 201V202H243ZM253 200H250V203L252 202ZM7 202V203H6ZM20 202V201H19ZM53 201H50V203H48V205L49 206H46V207H54L55 208V206H54V204H55V202H53ZM65 202V201H64ZM69 202V203H68ZM77 202V203H76ZM105 203V204H107L106 205V207L108 208V206L110 207V208H106V207H104V205L105 204H103V203ZM156 202V203H155ZM161 202V203H160ZM186 202V203H185ZM190 202V203H189ZM241 202V203H242ZM245 202H246V200H245ZM254 202H256V201H253V207H255L256 205L254 204ZM262 207H263V209H264V198H263V200H262ZM3 203V204H2ZM34 203H36L35 201H34ZM53 204V206H52V204ZM73 203V204H72ZM76 205H75V204ZM81 203H82V205H81ZM113 203V204H112ZM170 203H172V204H170ZM192 203L194 204V205H192ZM213 203H214V205H213ZM244 203V202H243ZM249 203V202H248ZM10 204H14V203H10ZM21 205H23L22 203H20ZM20 204H18V208H16L15 207V210H13V211H16V209L18 210L19 208H22V207H20ZM33 204V203H32ZM30 205L31 207L32 206H34L33 207V209L35 208V206L36 205ZM40 205V206H44V208H45V205ZM56 204H58V203H56ZM78 204V205H77ZM79 204H80V206H79ZM108 204H110V205H108ZM160 204H161V206H160ZM208 204V205H207ZM247 204V203H246ZM2 205V206H1ZM6 205V206H5ZM11 205V206H12ZM14 205V206H15ZM28 205H26L27 207H28ZM37 205H38V203H37ZM63 205H62V207H63ZM70 205V206H69ZM71 205H72V207H71ZM83 205H85V207H86V209H85V207L83 206ZM171 205H173V206H171ZM181 205V206H180ZM185 205V206H184ZM196 205V206H195ZM201 205V206H200ZM213 205V206H212ZM244 205V204H243ZM11 206H10V208H11ZM61 206V205H60ZM77 208H76V207ZM99 206V207H98ZM155 206V207H154ZM184 206V207H183ZM192 206V207H191ZM208 206V207H207ZM209 206H211L212 208H213V210L211 211V209H210V207ZM216 206V207H215ZM2 207H4V208H2ZM25 207V206H24ZM22 208V209H20V210H18L19 211V214H22V213H20L21 212V210H26L25 208ZM30 207V208H31ZM58 207V206H57ZM73 207H75V210H71V208H73ZM84 207V208H83ZM89 209H88V208ZM158 207H161L160 209H158ZM183 207V208H182ZM196 207H197V209H196ZM204 207H206L205 208V210H203V208ZM246 207H248L247 205H246ZM249 207H251V206H249ZM40 208H42V207H39L38 206V209H40ZM44 208H42V209H44ZM59 208V207H58ZM83 208V209H82ZM194 208V209H193ZM207 208H209V209H207ZM14 209V208H13ZM32 209V210H33ZM47 209V208H46ZM51 210H53V208H50ZM64 209V208H63ZM74 209V208H73ZM85 209V210H84ZM96 209V210H95ZM104 211H102V210ZM105 209H106V213H105ZM111 209V210H110ZM115 209V210H114ZM153 209V210H152ZM154 209H156V210H154ZM157 209H158V211H157ZM198 209H200L199 211H198ZM217 209H219V210H217ZM243 209V208H242ZM245 209V208H244ZM248 209V208H247ZM252 209V208H251ZM257 209H258V207H257ZM32 210H30V211H32ZM60 209H58V211H59ZM62 210V209H61ZM65 210V209H64ZM87 210V211H86ZM145 210V211H144ZM161 210V211H160ZM189 210V211H188ZM198 211L197 213L195 212V211ZM256 210V209H255ZM4 211V212H3ZM12 211V210H11ZM18 211H16V213L18 212ZM27 211H28V209H27ZM27 211H25V214L27 213ZM34 211H35V209H34ZM39 211V212H40ZM57 211V210H56ZM80 211V212H79ZM103 213H102V212ZM184 213H183V212ZM209 211V212H208ZM249 211H251V210H249ZM257 211V210H256ZM260 211V210H259ZM258 211V212H259ZM38 212V211H37ZM36 212V213H37ZM38 212V213H39ZM61 212L62 211H60V215L62 216V214H61ZM68 212H69V214H68ZM73 214H72V213ZM95 212V213H94ZM111 212V213H110ZM145 212V213H144ZM154 212V213H153ZM169 212V213H168ZM179 212L180 213H182V214H180V215H178L179 214ZM193 212V213H192ZM203 212V213H202ZM207 212V213H206ZM214 214H213V213ZM216 212V213H215ZM263 211L261 210V212H260V215L261 214H263L262 213ZM9 213L11 214L10 216H9ZM31 213H33V212H31ZM36 213H35V216H36ZM43 213V214H42ZM51 213V214H52ZM55 213V214H54ZM76 213V214H75ZM79 213V214H78ZM88 213V215H86ZM99 213H100V215H99ZM140 213V214H139ZM161 213H162V215H161ZM191 213V214H190ZM199 213V214H198ZM254 213V212H253ZM24 214V213H23ZM34 214V213H33ZM47 213H45V215H46ZM51 214L49 213V217L51 216ZM83 214V215H82ZM90 214V215H89ZM96 214V215H95ZM160 214V215H159ZM164 214H165V217H164ZM209 214H211V215H214V218H212L213 216H211V215H209ZM250 214V213H249ZM85 215V216H84ZM108 215V216H107ZM144 215V216H143ZM193 215H195V218H193L194 216ZM197 215V216H196ZM220 215V214H219ZM219 215H217L218 217H219ZM222 215H224V214H222ZM221 215V216H222ZM256 215H259V213H256ZM256 215H254V217L256 216ZM259 215V217H258V219L257 220H259V221H262V222H264V216L262 217V215L260 216ZM14 216H16V215H14ZM17 216H19L20 217V215H17ZM21 216H23V215H21ZM61 216H59V217H61ZM71 216H72V218H71ZM87 216H89V218L87 217ZM100 216V217H99ZM140 216V217H139ZM149 216V217H148ZM204 216H206V218L204 217ZM220 216V217H221ZM225 216V215H224ZM23 217H26V219H27V217H28V214H26V216H23ZM22 217V219H25V218H23ZM53 217V216H52ZM51 217V219H55L54 217L52 218ZM63 217H61V220H60V222L61 223H63L62 222V218ZM64 217V218H65ZM83 217H85V219L83 218ZM171 217V218H170ZM199 217H201V218H199ZM261 217L263 218V219H261ZM10 218H12V220L10 219ZM48 218V217H47ZM101 218H103V219H101ZM108 218V219H107ZM116 218V219H115ZM176 218H179V219H176ZM217 218V220H220V221H218L219 223H217V221H214V222H216L215 224H213L212 222H211V220L213 219H216ZM250 218H251V216H250ZM17 219V218H16ZM100 219V220H99ZM115 219V220H114ZM146 219V220H145ZM153 219V220H152ZM175 219V220H174ZM188 219H189V221H188ZM200 219V220H199ZM231 219V218H230ZM229 219V221L227 220V221H225V223L227 224L228 222H231V220H234V218L233 219H231L230 220ZM238 219V218H237ZM240 220H241V218H239ZM243 219V218H242ZM246 219V218H245ZM254 221H255V219L254 218H252ZM261 219V220H260ZM32 222H31V221ZM49 220H50V218H49ZM82 220H84L83 222H81L80 223V225H79V222L80 221H82ZM95 220V221H94ZM148 220V221H147ZM188 222H187V221ZM190 220L192 221V222H190ZM194 220V221H193ZM222 220H223V222H224V217L222 218ZM236 220V219H235ZM247 220V219H246ZM251 220V219H250ZM257 220L254 222V223H252V220L250 221L251 222V226L249 227V225L250 224H247L248 226H246L245 225V227L246 228H244V226L242 227V228H240V229H242V232H243V230L244 231H248L249 230V228H250V230L251 229H254L253 228V226L256 228V222H257ZM14 221V220H13ZM27 221H28V219H27ZM27 221H25L26 223H27ZM37 222L36 224H35V222ZM51 221V220H50ZM50 221H47L48 223L50 222ZM87 221V222H86ZM107 221V222H106ZM115 221V222H114ZM176 221V222H175ZM196 221V222H195ZM207 221V222H206ZM249 221V220H248ZM258 221V222H259ZM34 222V223H33ZM52 222V221H51ZM50 222V223H51ZM53 222H54V226H56V224H55V221L53 220ZM96 222V223H95ZM101 224H100V223ZM153 222V223H152ZM194 222V223H193ZM199 222V223H198ZM205 223V224H203V223ZM210 222V223H209ZM237 222V221H236ZM241 221H239L238 223H240ZM257 222V227L259 228V231L261 232L262 230H261V227H262V229L264 230V226H260L259 227V223ZM260 223V225L261 224H263L264 225V223ZM25 223V224H26ZM33 225H32V224ZM41 223H42V221H41ZM40 223V224H41ZM85 223V224H84ZM92 223V224H91ZM114 223V224H113ZM144 223V224H143ZM158 223V224H157ZM183 223V224H182ZM186 223V224H185ZM242 223V222H241ZM244 223V222H243ZM12 224V225H11ZM31 224V225H30ZM157 224V226H155ZM192 224H193V226H192ZM195 224V225H194ZM198 224H200L201 226H199ZM226 224H224V225H226ZM235 222H234V227L233 228H235L236 226H237V224H236V226H235ZM245 224H246V222H245ZM2 225V226H1ZM42 225H44V227H42L43 229L46 227L45 225H47L46 224V222L43 224L42 223ZM74 225V226H73ZM168 225V226H167ZM186 225V226H185ZM189 225V226H188ZM190 225H191V228H190ZM221 225V224H220ZM28 226V227H27ZM29 226H31V227H29ZM39 226V225H38ZM41 226V225H40ZM40 226H39V228H40ZM49 225H47V227H48ZM51 226V225H50ZM53 226V225H52ZM56 226V227H57ZM78 226V227H77ZM87 226H88V228H87ZM94 226V228H92ZM103 228H102V227ZM145 226V227H144ZM148 226V227H147ZM154 226V227H153ZM162 226H164V227H162ZM172 226V227H171ZM199 226V227H198ZM211 226V227H210ZM213 226V227H212ZM227 226H229L228 228H231L230 227V225L228 224ZM227 226H225V227H227ZM239 226V225H238ZM2 227H3V229H2ZM12 227V228H11ZM46 227V228H47ZM71 227V228H70ZM89 227H91V228H89ZM144 227V228H143ZM167 227V228H166ZM207 227V228H206ZM247 227H249V228H247ZM27 228V229H26ZM28 228H29V230L31 231V229L30 228H32V229H34V230H32L31 232H35V233H33V235L32 234H30L29 232L27 233V230H28ZM42 228H40V229H42ZM50 228V227H49ZM61 228V229H60ZM73 228V229H72ZM75 228L77 229L76 231H79V232H76L75 231ZM106 228V229H105ZM150 230H149V229ZM157 228V229H156ZM164 228V229H163ZM177 228V229H176ZM206 228V229H205ZM211 228V229H210ZM217 229V232H215L216 230H214V229ZM258 228H256L257 230L256 231H258ZM24 229V228H23ZM66 229H68V230H66ZM71 229V230H70ZM81 229V230H80ZM90 229H91V234H89L88 232L90 231ZM94 229V230H93ZM98 229H100V230H98ZM104 229V230H103ZM152 229V230H151ZM188 229V231H186V230ZM232 229V228H231ZM7 230H8V233H7ZM9 230H11V233H10V231ZM85 232H84V231ZM87 230H88V232H87ZM144 230V231H143ZM191 230V231H190ZM210 230V231H209ZM234 230V229H233ZM236 230V229H235ZM237 230H239V228L237 229ZM249 230V231H250ZM19 231H21L22 232V234L24 235V233H25V235H26V239L28 240V239H31L32 238V236L33 237H35V236H37V239H35L34 238V240H33V243H31V246H30V243H28L29 241H26V240H23L22 238H24V236L23 235H21L20 234V232ZM44 231V230H43ZM47 231H49V230H47ZM71 231H73V232H71ZM99 231H101V234H100V232ZM103 231V232H102ZM18 233V234H16V235H18V239H19V236H22V238L20 237V241H18L19 243H20V246H18L19 245V243H17L16 241L18 240L14 235H15V233ZM52 232V233H51ZM70 232H71V236H70ZM81 232V233H80ZM84 232V233H83ZM87 232V233H86ZM99 232V233H98ZM145 232V233H144ZM158 232V233H157ZM161 232V233H160ZM191 232V233H190ZM215 232V233H214ZM234 232V231H233ZM238 232V231H237ZM240 232H241V230H240ZM240 232H238V235H239V233ZM250 232H252V230L250 231ZM258 233V234H261V235H258L257 234V232H255V229H254V236H255V238H252L253 236H251V235H249V232H246V233H248L247 235H249V236H251V238L252 239H250L251 240V242L252 241H256V242H258L257 240H259V239H261V240H259V242L261 241V243H262V241H263V245H256V244H259V243H252V245L251 246H249L250 244H251V242L250 241H248L249 240V238H246V239H248L247 241L245 240V237H244V232H243V234H241V236H242V241H243V247L246 245V243H247V246H245L246 247V249H249L248 251L250 252H246V250L245 251H243L244 250V248L242 249V247L240 248V247H238V246H236L237 248H236V252H234L236 255H238V254H240L239 255V257H241L242 256V258H243V256H244V254L245 255H249V254H251L254 258H255V255L256 256H258V258L259 257H261L262 255H263V258H261V260L260 259H257L258 261H263L264 260V236L262 237V235H264V234H262V233H264V231H262L261 233ZM13 233V234H12ZM42 233V232H41ZM56 233H58V234H60V238H61V234H63L62 236H66V237H70V238H62V242L63 243H58L56 240H58L57 239V234ZM80 235V238H79V236H75V235H78V234ZM95 233H97V234H95ZM103 233L105 234V235H103ZM148 233V234H147ZM151 233V234H150ZM218 233V234H217ZM235 233V232H234ZM11 234V235H10ZM20 234V235H19ZM28 234H30V235H28ZM37 234V235H36ZM43 234V233H42ZM48 234V235H47ZM69 234V235H68ZM84 234H87L86 236L84 235ZM92 234H94V235H92ZM163 234V235H162ZM165 234V235H164ZM184 234H185V237H184ZM189 234L191 235V236H189ZM216 234V235H215ZM237 234V233H236ZM14 236V239H13V236ZM39 235V236H38ZM43 235V236H44ZM52 235V236H51ZM82 235H84V236H82ZM107 235V236H106ZM141 235H144V236H141ZM173 235V236H172ZM187 235V236H186ZM198 237H197V236ZM238 235H236V236H238ZM247 235L245 234V236L247 237ZM257 235H258V237H257ZM27 236H29V237H27ZM43 236H42V238H43ZM49 236V237H48ZM53 236H56V239H55V237H53ZM74 236V237H73ZM86 237V238H83V239H81L82 237ZM162 237V236H164V238L162 237V239H158V238H156V237ZM166 236H168V237H166ZM31 237V238H30ZM73 237V238H72ZM88 237H91V238H88ZM146 237V238H145ZM149 237V238H148ZM154 239H157V240H160L159 241V243H161L162 244V246L165 248V250L163 251V252H161L162 251V249H160V248H158L157 250H160L159 251V255L161 256H158L157 254V252L158 251H151L152 249H150V251H148V252H151L152 254L155 252V254H154V256L152 257V254H150V253H148L146 250H145V252H144V250L143 249H145V243L147 242V244H148V241H149V239L151 238V242H152V239L153 238ZM196 238V240L197 241H199V239H200V241H202V243L204 244V246H205V248L207 249V250H204L203 251V253L207 256L206 258H205V260L203 259V261H201V258H202V256L200 255V250H203L202 248L201 249H199V246H198V244L200 243H195L197 246H198V248H197V246H195L192 242H193V240H195V239H193V238ZM260 237V238H259ZM15 238H16V240H15ZM58 238H59V235H58ZM59 238V242H61V239ZM77 238V239H76ZM94 238V240H92ZM103 238V239H102ZM137 238V239H136ZM144 238H145V240H144ZM148 238V239H147ZM174 238V239H173ZM177 238V239H176ZM189 238L191 239L190 241H192V242H190L189 241ZM198 238V239H197ZM244 238V239H243ZM25 239V238H24ZM48 239H45V242H46V240H48ZM82 240V242H80L81 240ZM142 239V240H141ZM165 239H166V241H165ZM220 239H221V235H220ZM224 239V238H223ZM226 239V238H225ZM237 240H238V237L236 238ZM253 239H255V240H253ZM257 239V240H256ZM21 240H22V244H21ZM42 240V239H41ZM43 240H44V238H43ZM42 240V241H43ZM80 240V241H79ZM86 240L88 241L87 242V246L88 247H91V245H90V243L92 244V247H91V249L90 248H84V246H83V244H85L86 245ZM89 240H91V241H93V242H95V243H92L91 241L89 242ZM103 240V241H102ZM148 240V241H147ZM162 240V241H161ZM167 242L166 244H167V247H166V245H165V242ZM168 240V241H167ZM178 240V241H177ZM235 242H234V241ZM240 240V241H241ZM35 241H37V242H35ZM40 241V240H39ZM105 241V242H104ZM146 241V242H145ZM218 243H217V242ZM30 242H32L31 240H30ZM45 242L44 243H42V242H40V243H42V244H45ZM84 242V243H83ZM144 242V243H143ZM17 243V244H16ZM52 243V244H51ZM88 243H89V245H88ZM176 243H179V244H181L182 243V245H183V247L181 248L180 246H178L179 244H176ZM221 243V244H220ZM228 243V244H227ZM250 243V244H249ZM260 243V244H261ZM59 244V245H58ZM75 245V248H74V245ZM104 244V245H103ZM135 246H134V245ZM152 244V243H151ZM151 244H149L150 246H152L153 244H154V242H153V244L151 245ZM227 244V245H226ZM236 244L237 245H239L238 244V241L236 242ZM245 244V245H244ZM21 245H23V246H21ZM69 245V246H70ZM95 245L97 246V247H95ZM101 245V246H100ZM138 245H140L139 247H140V249H139V247H138ZM181 245V246H182ZM218 245V246H217ZM220 245H222L221 247H223V248H221V250L223 251V252H220L221 250L219 249V247H220ZM235 245V244H234ZM253 245H254V247H253ZM36 248H35V247ZM45 246V245H44ZM47 246V244H46V246L45 247H48ZM57 246H59L58 248H59V250H57ZM68 246V247H69ZM87 246H85V247H87ZM93 246H94V248H97V249H95L96 251L97 250H101L104 254H101V252L100 251H97L96 252V254H95V251L93 250L94 248H93ZM186 246V247H185ZM203 246V247H204ZM263 246V248H261ZM60 247H61V249H60ZM71 247H70V249H71ZM249 247H252L251 249L249 248ZM29 248H31V249H29ZM100 248H102V249H100ZM147 249H149V248H151V247H149L148 248V246L146 247ZM169 248H171L172 249V251L173 252H171V250L169 249ZM185 248V249H184ZM188 248V249H187ZM204 248V249H205ZM261 249V250H259L260 251V253L261 254H259V251H258V249ZM18 249H20V250H25V252H27L28 253V255H26V258L25 257H23V254H19L18 253ZM38 249V248H37ZM122 249V250H121ZM167 249L168 250H170V252H167ZM183 249V250H182ZM219 249V250H218ZM238 249V250H237ZM263 249V250H262ZM27 250V251H26ZM77 250V251H76ZM87 250H89V252H91V251H93L94 253H92L93 254V256L91 255H89V257H90V260L93 258V262H94V260H95V262L94 263H92V261H89V258H87V256H86V253H89V252H86ZM91 250V251H90ZM106 250V251H105ZM138 251V253L136 252V251ZM154 250V249H153ZM185 250H187L188 252H186V253H190V256L191 257H186L187 258V260H186V258H184L185 256ZM218 250V251H217ZM257 250V251H256ZM6 251V252H5ZM40 251V252H41ZM53 250H52V252H54ZM72 251V252H73ZM183 251V252H182ZM199 253H198V252ZM207 251V252H206ZM239 251H241V253L239 252ZM262 251V252H261ZM4 252V253H3ZM21 252V251H20ZM38 252H39V250H38ZM71 252V251H70ZM72 252L70 253V254H72ZM100 252V253H99ZM180 252V253H179ZM217 252V253H216ZM219 252V253H218ZM226 252V253H225ZM233 251H231V253H232ZM252 252H254V253H252ZM24 253V252H23ZM26 253V254H27ZM105 253H107V254H105ZM137 253V254H136ZM146 253H148V254H150L149 256H148V254H146ZM173 253V255L172 256H170V254H172ZM182 253V254H181ZM202 253V252H201ZM202 253V254H203ZM223 253H225L224 255H223ZM248 253V254H247ZM263 253V254H262ZM25 254V253H24ZM55 254H57V255H55ZM69 254V253H68ZM67 254V255H68ZM100 254H101V256H100ZM167 254H166V256H167ZM181 254V255H180ZM184 254V255H183ZM201 256V258H200V256ZM203 254V255H204ZM217 254H219L220 256H219V258H218V256H217ZM34 255V256H33ZM75 255V254H74ZM99 255V256H98ZM102 255H103V257H102ZM109 255V257H107ZM137 255V256H136ZM142 255V256H141ZM155 255H156V257H155ZM213 257H212V256ZM223 255V256H222ZM232 255V254H231ZM4 256V257H3ZM47 256L48 257H50V259L49 258H47ZM76 256V255H75ZM132 256H135V258L133 257L132 258ZM158 256V257H157ZM163 256V257H162ZM182 256V257H181ZM208 256H210V257H208ZM224 256H225V258H224ZM3 257V258H2ZM14 257H15V259H14ZM17 257H23V260H21V258H20V260H17L18 258ZM29 257V256H28ZM31 257V256H30ZM43 257V258H42ZM45 257V258H44ZM64 257H66L67 258V256H64ZM63 257V264H67V260H65L66 262H64V258ZM69 257H74L73 255H71V256H69ZM155 257V258H154ZM168 257V258H169ZM175 257H177V261H176V259H175ZM205 257V256H204ZM212 257V258H211ZM223 257V258H222ZM229 257V256H228ZM232 257V256H231ZM235 257V255L233 256V258ZM237 257V256H236ZM245 257H247V256H245ZM244 257V258H245ZM17 258V259H16ZM74 258H76V257H74ZM108 259V262H107V259ZM112 258V259H111ZM183 258V259H182ZM192 260H191V259ZM230 258V257H229ZM3 259H4V261H3ZM6 259V260H5ZM41 259H42V261H41ZM45 259L46 260H52V259H54V260H52L53 262H51V261H49V262H46L45 263ZM96 259H97V261H96ZM104 259V260H103ZM106 259V260H105ZM110 259V260H109ZM135 259H137V260H135ZM158 259V260H157ZM184 259H185V261H184ZM235 259V258H234ZM233 259V260H234ZM238 259V258H237ZM15 260V261H14ZM16 260H17V262H16ZM73 260L75 261L74 263H72L73 262ZM81 260V261H80ZM125 260V261H124ZM180 260V261H179ZM189 260V261H188ZM242 260L244 261V259H241L240 258V260H239V262H242ZM62 261V260H61ZM84 261V262H83ZM101 261V262H100ZM165 261L163 262V261H161V263L162 264H168L167 262L165 263ZM176 263H175V262ZM238 261V260H237ZM21 262V263H20ZM41 262H43V263H41ZM60 262V261H59ZM77 262V263H76ZM100 262V263H99ZM182 262V263H183ZM203 262V263H202ZM61 263V262H60ZM85 263V264H86ZM211 263H212V261H211ZM243 263V262H242ZM241 263V264H242ZM260 263H262V262H260ZM260 263H257V264H260ZM263 263H264V261H263ZM57 264H58V262H57Z\"/></svg>","mask_w":264,"mask_h":264}]
</instances>
